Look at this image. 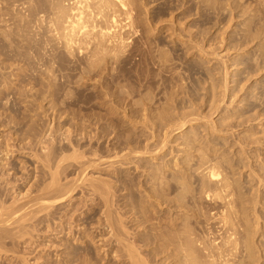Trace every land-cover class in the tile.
<instances>
[{"label":"bare ground","instance_id":"1","mask_svg":"<svg viewBox=\"0 0 264 264\" xmlns=\"http://www.w3.org/2000/svg\"><path fill=\"white\" fill-rule=\"evenodd\" d=\"M147 1V0H146ZM150 1V0H149ZM148 1V2H149ZM157 1V0H156ZM170 1V0H169ZM172 1V0H171ZM170 1V2H171ZM177 1V0H176ZM182 1V0H181ZM180 0L178 1L179 2V4H181L182 5V3L184 4V2H186V0L183 2L182 1V3H180L181 2ZM196 1V0H195ZM197 1H199V0H197ZM209 1V0H208ZM207 1V3H206V0L205 1H203L204 3H206L207 4V7H208V2ZM212 1H214V0H212ZM211 0H210V3H212V9H214V10H218V8H219V6H221V4H222V2H224V1H226V2H224L225 4H230V2H228L227 3V0H224V1H221V4L219 5V4H217V5H219L218 6V8H217V5L216 6H214V4H213V2H212ZM215 1H217V0H215ZM219 1V0H218ZM229 1V0H228ZM236 1L237 0H234V2L236 3ZM247 1H249V0H246L245 2H247ZM251 1V0H250ZM249 1V2H250ZM256 1V0H255ZM263 1V0H262ZM138 2L139 3H141L142 4V2H141V0L139 1H134V0H0V56H2V55H4L5 56V59L6 60H10L11 61V64H12V62L14 61V62H17V61H24V62H26V64H27V62L28 63H30V64H32V65H34V64H37V65H44V67L43 68H41V69H39L40 70V75H39V73H38V75L36 76V77H38V76H40L41 77V79H42V76H43V79L41 80V82L42 83H37V84H41V85H43V83H44V85H45V89H44V86H43V89L42 90H45V91H47V93L49 92V95H44V97L46 96V97H52L53 99H51V100H53V104L55 105V104H57L56 102H58V101H55V100H59V101H61V102H59V104H63V103H65L66 104V100H70L71 98H73V100L74 99H78L79 98V96H78V94L76 93V92H79V90L77 91H74L73 89H75V88H72L73 87V83H74V87H76V88H79V87H77V85L79 84L78 82L80 81H82L83 82V76H87L85 79H89V76H90V78H94V76H95V78L97 79V77H98V75H101V70H104V68H106V67H109V65L110 66H112V68L114 69H112L113 70V73H114V71H115V73H117V74H120V73H118L115 69H117V68H119L120 67V63L122 64H124V68L125 69H128L129 70V68H128V64H130V65H132L131 63H128V61H133V59L132 58H136V59H139V58H137V56H139V54H140V56H142V54L145 52V54H147V55H145V54H143V55H145V57L144 58H146L147 56H148V54H151L150 52H152L153 51V42H154V40L152 39L153 37H154V35H155V29H157V28H155L156 26H154V24H157V23H154L153 22V20H154V18H155V14H157L156 12V8H155V10H152V12L154 11V18H153V14L151 15L152 17H151V19H149V17L148 16H150L149 14H147V11H149L150 9H146V11H143L144 9V7L143 8H141V7H139V6H141V5H138ZM153 2H155L154 0H153ZM153 2H150V3H153ZM159 2V1H158ZM161 2H163V0L162 1H160L159 3H161ZM168 2V0L166 1L165 0V3H164V5L166 4ZM187 2L188 3H190L188 0H187ZM192 2L194 3V4H192ZM192 2L190 3V4H188V6H189V8H191V7H194L195 8V6H193V5H196L197 6V8L199 7L198 5L199 4H195V2H194V0H192ZM200 2V1H199ZM201 2H202V0H201ZM220 2V1H219ZM232 2V1H231ZM234 2H233V4H234ZM241 2H242V0H241ZM243 2H244V0H243ZM257 2V1H256ZM255 2V3H256ZM258 2H260L261 3V0H259ZM264 2V1H263ZM1 3L2 4H4L5 6H3V5H1ZM169 3V2H168ZM168 3L166 4V5H168ZM172 4H173V1L171 2ZM209 3V4H210ZM223 3V5H225ZM251 3V2H250ZM252 3H253V0H252ZM154 4V3H153ZM161 4H163V3H161ZM172 4H171V6H172ZM175 4H178L177 2H175ZM175 4H173V6L175 7ZM186 4V3H185ZM184 4V5H185ZM201 4H203V3H201ZM206 4H203V5H206ZM237 4V3H236ZM238 4H239V2H238ZM238 4H237V7H238ZM244 4V3H243ZM257 4V3H256ZM144 5V4H143ZM148 5V4H147ZM147 5H146V7H147ZM150 5V4H149ZM157 5V4H156ZM155 4H154V6H156ZM180 5V6H181ZM192 5V6H191ZM221 6V7H223V11H222V8H221V10H218V11H216V12H218V14L220 15L221 13V11L224 13V11H225V9H227L226 7H224V6ZM231 5V4H230ZM229 5V6H230ZM242 5V4H241ZM260 4H258V6H259ZM158 6V5H157ZM170 6V8H174L173 6L171 7ZM177 6V5H176ZM178 7V8H182V7H186V6H182V7ZM214 6V7H213ZM227 6V5H226ZM236 6V5H235ZM251 6V5H250ZM263 6V5H262ZM149 7V6H148ZM151 7V6H150ZM149 7V8H150ZM159 7V6H158ZM160 7H162V6H160ZM201 7L202 6H200V8H198V9H196L197 11L198 10H203L204 9V7H202L203 9H201ZM206 7V6H205ZM211 7V6H210ZM205 8V9H207V10H209V9H211V8ZM234 7V6H233ZM232 7V8H233ZM253 6H251V8H252ZM255 7H257V6H255ZM254 7V8H255ZM138 8L139 9H141V10H138ZM163 9L162 10H164V6L162 7ZM176 9H178L177 7H175ZM216 8V9H215ZM225 8V9H224ZM230 8V7H229ZM243 8V7H242ZM244 8L246 9H244L246 12H247V8L244 6ZM248 8H249V6H248ZM261 8V7H260ZM260 8H258V9H260ZM166 9H167V6H166ZM176 9H174V12H171V11H173L172 9H169L170 10V12L172 13H170L169 12V10H164L165 12H168L169 14H171V15H173L174 16V14L173 13H178V12H175L176 11ZM183 9V8H182ZM186 9V8H185ZM188 9V8H187ZM186 9V10H187ZM205 9H204V11H205ZM235 9V8H234ZM250 9V8H249ZM249 9H248V11H249ZM158 10H161V9H158ZM185 10V11H186ZM228 10V9H227ZM243 10V11H244ZM143 11V12H142ZM178 11H181V9H179ZM184 11V10H183ZM211 11H213V10H211ZM210 11V12H211ZM243 11H242V13H241V15H240V17L242 16L243 17V15H245L244 13H246V12H244L243 13ZM263 9H262V12L260 11L259 13H261V15H263L262 13H263ZM144 13V12H146V16L144 17H142V13ZM150 12H151V10H150ZM151 12V13H152ZM161 12V11H160ZM214 12V11H213ZM216 12H214V13H216ZM252 12V11H251ZM250 12V13H251ZM167 13V14H168ZM181 14H186L187 12H180ZM199 13V12H198ZM201 13V12H200ZM202 13H206V12H203L202 11ZM202 13H201V15H202ZM208 13H209V11H208ZM222 13V14H223ZM233 13V12H232ZM145 14V13H144ZM160 14V13H159ZM212 14V13H211ZM221 14V15H222ZM226 14V13H225ZM256 15L258 14V13H255ZM254 14V16L256 17V15ZM158 15V14H157ZM198 15V14H197ZM214 15V14H213ZM212 15V16H213ZM261 15H257L259 18H260V16ZM159 16V15H158ZM157 16V17H158ZM161 17V19H162V14L160 15ZM205 16V15H204ZM206 16H207V13H206ZM205 16V19L207 18ZM208 16H210V13H209V15ZM216 16H218L217 14H216ZM235 16V15H234ZM156 17V19H158ZM202 17V16H201ZM211 17V16H210ZM210 17H208L207 19H209ZM221 17V16H220ZM241 17V18H242ZM247 17V16H246ZM249 17V16H248ZM153 18V19H152ZM168 18V17H167ZM232 18V17H231ZM231 18L228 20V23L229 22H233L234 21V18H233V21L231 20ZM252 18H254L253 17V15H252ZM252 18H251V20H252ZM258 18V19H259ZM261 18H262V16H261ZM165 19V18H164ZM172 18L170 17V20H171ZM192 19V18H191ZM190 19V20H191ZM202 19H204V18H202ZM220 19V18H219ZM247 19V18H246ZM255 19V18H254ZM263 19V18H262ZM169 20V21H170ZM211 20V19H210ZM236 20V19H235ZM250 19L247 21V22H249V21H251ZM264 20V19H263ZM155 21V20H154ZM158 21H160V19L158 20ZM162 21H163V19L161 20V22L160 23H162ZM167 21V19L164 21V23ZM173 21H174V17H173ZM172 21V22H173ZM204 21V20H203ZM209 20H207V22H208ZM219 21V20H218ZM244 21H245V19H244ZM255 21V20H254ZM254 21L252 22L254 25L256 24V23H254ZM259 21V23L261 24V22H260V19L258 20ZM155 22H157V21H155ZM171 22V23H172ZM211 22V21H210ZM246 22V23H247ZM257 22V21H256ZM154 23V24H153ZM168 23V22H167ZM227 23V24H228ZM242 23H244L243 21L241 22V24ZM251 23V22H250ZM250 23H247V25L245 24V25H241V27H243L242 29L244 30V34L246 35V36H248L249 37V35L251 34V36H252V42H249V43H255L254 41L256 40L257 42H260V41H258V40H260V38L262 37H264V36H261L260 35V37H259V34H263V28H264V26H262V24L261 25H259L258 23V25H259V28H258V25L256 26V27H253V24H252V26H250L251 24ZM170 24V23H169ZM161 25V24H160ZM166 25V24H165ZM171 25H175L174 24V22H173V24H170V25H168L169 26V28H170V26ZM219 25V24H218ZM250 26L251 28H249L250 30V33H249V35H247L248 33H247V31H248V29H247V31L244 29V27L246 26ZM158 26H159V24H158ZM164 26V25H163ZM162 26V27H163ZM229 26V25H228ZM228 26L226 27V28H228ZM232 26V25H231ZM263 28H262V27ZM193 27V26H192ZM230 27V26H229ZM241 27H240V31H241ZM253 27V28H252ZM260 27L262 28V32L260 31V33L258 32L259 31V29H260ZM161 28V27H160ZM166 28H167V26H166ZM173 28H175V27H173ZM184 28V27H183ZM222 28V27H221ZM258 29V30H255V29ZM159 29V28H158ZM157 29V30H158ZM162 29H164V28H161V30ZM176 29V28H175ZM224 29V28H223ZM234 29V28H233ZM252 29V30H251ZM168 30V29H167ZM167 30H165L166 31V33H167ZM170 30V29H169ZM185 30V29H184ZM193 30H194V28H193ZM208 30V29H207ZM237 30H238V27H237ZM237 30H236V32H237ZM171 32L172 31H174L175 32V30L174 29H172V30H170ZM179 31V30H178ZM177 31V32H178ZM180 31H182L181 29H180ZM198 31V30H197ZM205 31V30H204ZM212 31V30H211ZM239 31V30H238ZM246 31V32H245ZM163 32H164V30H163ZM169 32V31H168ZM171 32H169V33H171ZM208 32V31H207ZM225 32V31H224ZM227 32V31H226ZM225 32V33H226ZM159 33L161 34V31H159ZM176 33V32H175ZM180 34L182 33V32H179ZM189 33V32H188ZM199 32H197L195 35L197 36V34H198ZM201 33V32H200ZM198 34V35H201V34ZM220 33V32H219ZM242 33V32H241ZM163 34H165V33H163ZM177 34V33H176ZM180 34H178V35H180ZM183 34H184V32H183ZM205 34V33H204ZM166 36L168 35V33L167 34H165ZM174 35V34H173ZM177 35V36H178ZM182 35V34H181ZM189 35V36H188ZM188 35H186V37H189V38H191L192 36H191V33L190 34H188ZM226 35V34H225ZM235 35H237V34H235ZM244 35V37H245V39H246V41L249 39V41H251V37L250 38H248V37H246ZM144 36H145V40H141V39H143L144 38ZM162 36L163 35H161V38H162ZM191 36V37H190ZM209 36V35H208ZM228 36V35H227ZM232 36H234V35H232ZM231 36V37H232ZM240 36H242L243 37V33H242V35H239V37ZM137 37V38H136ZM156 37V36H155ZM154 37V38H155ZM158 37V36H157ZM164 38H166L165 36H163ZM168 37V36H167ZM170 37H171V35H170ZM169 37V38H170ZM175 37V36H174ZM179 37V36H178ZM183 37H185V34H184V36L182 35V38ZM185 37V38H186ZM200 37V36H199ZM207 37V36H206ZM222 37V36H221ZM220 37V38H221ZM236 37V36H235ZM235 37H233V38H235ZM239 37H238V39H239ZM256 37L257 38H259L258 40L256 39ZM159 38V37H158ZM180 38V37H179ZM193 38V40H191V41H193V42H191L190 40H188L189 42H191V43H193L194 44V41L198 38V36H197V38H194V37H192ZM191 38V39H192ZM201 38V37H200ZM211 38V37H210ZM223 38V37H222ZM221 38V39H222ZM160 39V38H159ZM159 39H157V41H156V45L158 46V45H160L159 43H161V41L162 40H160V42L158 41ZM224 39V38H223ZM222 39V40H223ZM235 39H237V38H235ZM235 39H233V40H235ZM240 39H241V37H240ZM240 39H239V41H240ZM255 39V40H254ZM138 40H141L142 42L143 41H145L143 44H144V46H146L147 45V48L145 47V49H147V50H142L140 47H135L133 44V42H137ZM165 40H167V39H165ZM165 40H163L164 42H162V43H165V44H161V46H160V51H159V49H157L158 50V54H160L161 53V49L166 45L167 47H168V49H169V47L171 48V51H172V47H171V45L170 46H168L169 44H168V41L167 42H165ZM170 40H172V39H170ZM169 40V41H170ZM198 40H199V38H198ZM203 39H201L200 41H202ZM217 40V39H216ZM220 40V39H219ZM225 40V39H224ZM262 40H264V38L262 39ZM140 41V42H141ZM183 41H185V39H183ZM197 41V40H196ZM195 41V42H196ZM200 41H198V43L200 42ZM236 41V40H235ZM238 41V42H239ZM135 42V43H136ZM158 42V43H157ZM171 42V41H170ZM179 42H180V40H179ZM188 42V44L190 45V43ZM202 42H204V41H202ZM209 42V41H208ZM238 42H237V45H238ZM243 38H242V40L239 42V45H240V43H242L243 44ZM263 42V41H262ZM133 43V44H132ZM138 43V42H137ZM167 43V44H166ZM171 43H174V42H171ZM181 43H182V41H181ZM181 43H179V44H181ZM197 43V44H198ZM201 43V42H200ZM199 43V44H200ZM215 43V42H214ZM221 43V42H220ZM222 43H223V41H222ZM225 43V42H224ZM249 43H246V44H249ZM142 43H140L139 45H143ZM177 44H178V42H177ZM176 44V45H177ZM183 44V43H182ZM185 44H187V42L186 43H184L183 45L184 46H182V45H180V46H182V47H185ZM192 44V45H193ZM196 44V43H195ZM194 44V45H195ZM202 44V43H201ZM256 44V43H255ZM133 45V46H132ZM138 45V44H137ZM138 45V46H139ZM155 45V46H156ZM162 45H163V47H162ZM189 45H187L188 46V48H189ZM217 45V44H216ZM223 45V44H222ZM234 45V44H233ZM232 45V46H233ZM244 45H245V42H244ZM243 45V46H244ZM250 45V44H249ZM258 45V44H257ZM259 45H261V42L259 43ZM258 45V46H259ZM131 46L134 48H136V52H137V54H136V57H135V55H132V50H134L133 48H132V50H131ZM144 46H142V48L144 47ZM156 46V47H157ZM164 47V49L162 50L164 53H170L169 51H170V49L169 50H167V49H165V48H167V47ZM178 46V45H177ZM186 46V47H187ZM200 46V45H199ZM199 46H198V48H199ZM204 46V45H203ZM212 46V45H211ZM215 46V45H214ZM246 46H248V45H245L243 48L245 49V47ZM252 46V45H251ZM250 46V47H251ZM152 47V48H151ZM156 47H154L155 49H156ZM162 47V48H161ZM173 47H175L174 45H173ZM179 47V46H178ZM177 47V48H178ZM185 47V48H186ZM192 47H195V46H192ZM215 47H217V46H215ZM222 47V46H221ZM230 47V46H229ZM237 47V46H236ZM239 47V46H238ZM241 47V46H240ZM249 47V48H250ZM257 47V46H256ZM150 48L152 49V51H150ZM159 48V47H158ZM187 48V49H188ZM195 48H197V47H195ZM201 48H202V45H201ZM199 49L200 51V54L201 53H203L204 51H206V50H203V49ZM219 48V47H218ZM217 48V49H218ZM231 48V47H230ZM247 48V47H246ZM263 48V47H262ZM262 48H260V49H258L259 51H258V53L260 54V50H262ZM173 49H175V48H173ZM191 49H193V48H191ZM205 49V48H204ZM207 49V48H206ZM213 49V48H212ZM164 50H167L166 52L164 51ZM176 50V49H175ZM174 50V51H175ZM179 50H181V48L179 47ZM196 50V49H195ZM216 50V49H215ZM228 50V49H227ZM230 50V49H229ZM135 51V50H134ZM133 51V52H134ZM155 51L156 50H154V52H152V54L151 55H153V53L155 54ZM189 52L191 51L190 49L188 50ZM187 51V52H188ZM203 51V52H202ZM208 51V50H207ZM214 51V50H213ZM211 52V54L213 53V55H215V54H217V55H215L214 56V58L216 57V58H218L217 56H218V53H216V52ZM236 51V50H235ZM245 51V50H244ZM263 51H264V48H263ZM157 52V51H156ZM160 52V53H159ZM163 52L161 53V55H158L157 53V55L158 56H160V58H162V56H164L163 58H162V61H164L166 58H165V56H166V54L164 55L163 54ZM186 52V53H187ZM199 52H198V54H199ZM218 52V51H217ZM234 52V51H233ZM239 52V51H238ZM262 52V51H261ZM172 53V52H171ZM170 53V54H171ZM181 53V52H180ZM185 53V54H186ZM194 53V52H193ZM192 53V54H193ZM210 52H208V54H209ZM253 53H255L254 55L255 56H257V53H256V51L255 52H253ZM264 53V52H263ZM262 53V57L264 58V54ZM131 54V55H130ZM155 54V58L157 59V58H159V57H157V55ZM163 54V55H162ZM175 54H176V57L179 55V53H178V55H177V52L175 51ZM220 54V53H219ZM223 54V53H222ZM221 54V55H222ZM240 54V53H239ZM251 54V53H250ZM258 54V55H259ZM151 55H149V56H151ZM172 56H173V53L171 54ZM181 55V54H180ZM180 55L178 56L179 58H180ZM190 55V54H189ZM204 55V54H203ZM213 55H211V57H213ZM261 55V54H260ZM130 57V56H132L131 57V59L132 60H129L127 57ZM134 56V57H133ZM172 56H170V55H168L167 54V58L169 57H171L170 59H172ZM175 56V55H174ZM173 56V58H175ZM196 56V55H195ZM224 56V55H223ZM222 56V57H223ZM228 56V55H227ZM252 56V55H251ZM250 56V57H251ZM153 57V58H154ZM177 57V58H178ZM189 57V56H188ZM221 57V56H220ZM243 57V56H242ZM259 57V56H258ZM141 58V57H140ZM144 58H143V61H144ZM148 58V57H147ZM146 58V60L148 61H150L151 62V59H147ZM169 58H168V62H169ZM198 59H199V57H197ZM201 59L203 58V57H200ZM228 58V57H227ZM248 58H249V56H248ZM247 58V59H248ZM253 58V57H252ZM262 58V60H264ZM4 59V58H3ZM5 59L3 60V61H5ZM128 61H127V60ZM164 59V60H163ZM188 59V58H187ZM219 59H221V58H219ZM236 59V58H235ZM240 59V58H239ZM250 59V58H249ZM256 59V57H254V59L253 60H255ZM258 59V58H257ZM260 59V58H259ZM13 60V61H12ZM139 60H141L142 61V58L141 59H139ZM145 60V62L147 63V61ZM153 60V59H152ZM160 60V59H159ZM159 60H157V64H158V62H159ZM172 60H174V59H172ZM172 60H170V62L169 63H172V65H173V62L175 61H173V62H171ZM181 60H183L182 58L179 60V61H175V64L173 65V66H175L176 65V62L178 63H180L181 62ZM203 60V59H202ZM229 60V59H228ZM238 60V59H237ZM261 60V59H260ZM259 60V61H260ZM124 61H126L125 63H124ZM140 61V62H141ZM161 61V60H160ZM162 61L161 62H159V64L161 63V64H163L162 63ZM166 61V60H165ZM164 61V62H165ZM207 61V60H206ZM222 61H224V60H222ZM225 61H227V60H225ZM249 61V60H248ZM252 61V60H251ZM256 61V60H255ZM254 61V62H255ZM6 62V61H5ZM4 62V63H5ZM24 62H23V65H21L20 67L22 68V67H24V68H26L25 67V64H24ZM73 62V65L71 64ZM154 62H155V64H156V61L154 60ZM167 61H166V63H164V64H166V65H168L169 63H168ZM183 62V61H182ZM181 62V63H182ZM195 62V61H194ZM197 62V61H196ZM205 62V61H204ZM215 62V61H214ZM216 62H217V60H216ZM221 62V61H220ZM239 62H240V60H239ZM246 62V61H245ZM253 62V63H254ZM257 62V61H256ZM40 63V64H39ZM136 63H137V65H138V67H139V64L141 65V63H139L137 60H136ZM136 63L133 65V67L134 66H136ZM139 63V64H138ZM142 63H144V62H142ZM145 63V64H146ZM151 63H153V61L151 62ZM168 63V64H167ZM179 64V65H182V64ZM249 63V62H248ZM247 62H246V65L248 64ZM262 63V62H261ZM16 64V63H15ZM17 64H19L18 62H17ZM16 64V65H17ZM22 64V63H21ZM57 64V65H56ZM154 64V63H153ZM153 64H150V66L148 65V68L150 69V67L151 66H153V70H151L152 71V73H155V71H154V65ZM156 64V65H157ZM158 64V66H161V64L159 65ZM163 64V66L165 67L166 65H164ZM204 64V63H203ZM220 64V63H219ZM237 64V63H236ZM260 64V63H259ZM256 65L257 66V68L258 69H264V65L261 67V64L260 65ZM263 64V63H262ZM32 65H30L29 67L30 68H33L32 67ZM36 65V66H37ZM57 66V71L59 70V72L60 71H62V72H60L61 73V75H60V73L59 72H57L56 71V66ZM119 65V66H118ZM126 65V66H125ZM171 65V64H170ZM172 65H171V67H172ZM178 65V64H177ZM179 65H178V68L179 69H181L180 67H179ZM237 65H239V64H237ZM251 65V64H250ZM5 66V65H4ZM10 65H8V67H9ZM27 66V65H26ZM121 66H123V65H121ZM209 66H211V65H209ZM225 66V65H224ZM235 66V65H234ZM249 66V65H248ZM255 66V65H254ZM260 68H259V67ZM6 67V66H5ZM5 67H4V69H5ZM7 67V68H8ZM13 67H15V65L13 66ZM13 67H11V68H13ZM19 67V68H20ZM38 67H40V66H38ZM130 67V66H129ZM132 67V66H131ZM133 67H132V69H133ZM144 68L143 69H145V67H147V66H143ZM163 67V68H164ZM167 67H169L170 68V66L168 65ZM198 67V66H197ZM203 67V66H202ZM229 67H230V65H229ZM227 65L225 66V69H224V71H221V78L222 79H220L221 80V82H218V81H215V78H212V77H210V75L208 74V76H209V78L211 79V81H210V83L212 84L210 87H211V91H208L209 92V94H211V96L209 95L208 96V99H210L209 101H207L206 100V102L208 103H206L205 102V100L203 99V101L206 103V105L207 106H209V110L207 111V113H204V111H203V113H200V112H202V111H200L201 109H202V107H201V109L199 110V106L198 107H196V101H195V103H194V100L195 99H197V97L196 98H193L192 100H190V96H193L194 95V93H193V95H191L192 93H190L189 94V100L191 101V104H190V102H188L189 103V108L190 109H188V108H186V110H181V111H177L178 112V114H176L175 113V111H174V113H172L173 111V109H178V108H181V107H178L177 105V103L175 104L174 102V104H170V102H169V104L168 103H166L165 105V107H162V105H163V103L161 104V106H160V108H159V106H158V108H154L155 106L157 107V105H155L154 106V103H155V101H156V99H155V101H154V103L152 104V105H150L151 103V92L153 91V88H154V83L156 82V80L154 79V76L153 75H151L152 77H150V76H148V78L147 77H145L146 79H149V77L150 78H152V79H149L148 81H146V79H145V81H143L144 79H143V76L142 77H140V79H138L137 78V76H141L140 74H144V73H146V74H144V76L145 75H147V73L148 74H152V73H149V72H146V71H144L143 72V70H141V72H140V69H138L139 70V73H138V70L136 71L138 74H137V76H135L138 80H141V82H143V85H144V90L143 91H145V93H143L142 92V94L141 93H139V90L140 89H138L137 91H138V94H137V96H138V98H139V100H137V101H135L134 99V102H136L135 104H136V108H135V105H133L132 103H133V100L131 101V95L134 93L132 90H129L128 88H127V86H126V88L124 87V86H119L118 85V83L119 84H121V85H128L129 86V84H135L136 85V83H137V81H135L136 83H134L133 82V79H134V74L136 73L135 72V70H132L131 68V70L132 71H134L133 73L131 72V70L129 71L130 73L128 74V78L126 77L127 76V74H124L123 75V77L124 78H127V79H129V81H130V78H131V73L133 74V79L131 80L132 82H128L129 84H127L126 83V80L127 79H125V81H124V78L123 79H121V80H123L124 81V83L125 84H123V81H121L120 80V77L122 76H120V75H118V81H120V82H118V81H116L117 80V78L113 75V73L111 74V76H113V77H115L114 78V81H116L114 84H117V85H115V86H119V87H121V91L119 92V91H117V92H119L118 94H120L121 95V100L120 101H122V99H123V97L125 96V94H124V96H123V93H125L126 92V95H127V93H128V95L127 96H129L130 98H128V100H130L131 101V104L134 106L133 108V110L131 109V107H130V109L132 110V116L130 115V117L131 118H128V119H130V121L129 122H131L132 124H133V129L131 130V128H129V131L127 132L126 131V128L124 129V127H126V126H124L122 129L120 128V126H121V124L120 123H122L123 121H121L120 120V116H119V118H117V120L116 119H114V121H113V118H115V116L117 115V114H120V113H116L115 114V116L112 118V117H110V115L108 116V118L106 117V116H101L100 115V111L101 110H99V112L97 111V115H99V117H100V120H99V124L101 123V122H103V121H105L104 119L105 118H107V120L108 121H105V122H109V124H113V125H118L119 126V124H120V126L118 127V126H116L117 128H118V130L116 131V127L115 126H113L114 128H115V130H114V132L116 133L115 134V137H112L113 139H115L114 141H112V142H114V143H111V145H109V143L108 142H110L111 141V139H110V137H111V135L109 134V138H107V137H102L104 140H105V138H107L108 139V141L106 142V143H108V145L109 146H106V147H102L103 145H101V146H97V143H98V141H97V143H96V147L95 146H92V145H94L95 143H94V141L92 142V143H94V144H92L90 141H89V147L87 148V146H88V144H86L87 146H86V148L85 149H82V148H84V146L83 147H81L79 144H77V142L75 143L74 142V140L72 139V137H74V136H76V135H74V136H71V138H70V134L68 135L67 133H70V131H72V133L71 134H73V132H75L76 134L78 133L77 131L78 130H86L87 131V128H89V127H87V125L89 124V122L88 121H86L85 122V120L87 119V118H89V117H87V116H85V117H87L86 119H82V122L84 121L85 122V128L83 129V128H81V127H84V123L82 124V122L81 123H79V122H77V121H81V117L83 116L82 114L86 111V114L88 115L89 113H87V110H85L86 109V107H88V103H87V106H86V104H85V106H84V104L82 103V107H84V108H81V109H84L85 111H82V110H80V107H81V104H80V107H78L77 108V105H76V108L78 109V110H80V111H78L77 110V112H80V113H82L81 115L79 114V113H77L76 112V108L73 110V108L75 107V105H73V104H71L72 106H74L73 108L71 107V112H75V118H77L76 120H75V118H74V121H72V120H70V119H73V116H72V118H68L67 116H68V110L70 109L69 107H67V105H66V107L67 108H69L67 111L66 110H64L66 113H63V114H66L67 116V118L69 119V120H67V121H70V123H71V126H72V124H73V122H75V124H80L81 125V129L79 128L78 130L76 129H74L73 127H75V128H77L78 127V125H77V127L74 125V126H72V128L75 130H71V128H70V130L68 131V127L66 128V126H65V124H70L69 122L68 123H64L63 124V126H65V128L66 129H64V130H67V131H62V136L60 137V136H58L60 139H57V138H55V136H54V130L56 129V133H57V131H59L60 129H59V127H58V130H57V125L59 124H55L56 126V128L55 129H53V131H52V129H51V127H49V125L48 124H46L45 126L44 125H42L41 126V128L43 129V132H38V130L39 131H42V130H40L41 128L39 127V124H37L35 121H37V119L35 120L34 118H35V115H36V113H35V111L33 110L34 108L32 107L31 108V106H34V103H30L29 101V104H31V106H27L26 108L27 109H31V110H28V116H31V112L30 111H32V115H34L33 114V112L35 113V115H34V117H33V121L32 120H30V121H32L33 123H29V124H27L28 123V119L27 118H25V116L23 115V114H25V112H26V108L24 107V109H25V112L23 113L21 110H20V105L21 104H23V102H27V100L26 99H29V98H35V97H32L31 95L29 96V93L30 92H32V90L31 89H33V90H35L34 91V94L35 93H37L36 91L37 90H39V89H37L36 90V87L38 86H35V89H34V85L36 84L35 82H36V79H35V82H34V85L33 86H31L32 84H31V82H32V80H30L32 77H30V79H29V83H30V87H32L31 89H30V91H29V93H28V96L26 95V90L25 89H23L24 87L25 88H27V84H29V83H26V85H24V83L22 84V82H21V85L19 84V85H16V83L17 82H14L17 78L15 77V74L16 73H10V74H13V76H11V77H14V78H16V79H14V78H11V79H9L10 78V75L8 76V78L7 77H5L6 79H4V82L3 83H5L6 84V87H5V85L4 84H2V86L4 85V87L3 88H5V89H1V91H0V101H2L0 104H5V105H7L9 108H11V109H13V110H11L12 112L13 111H15V112H17L18 111V109L20 110V112L22 113V115L24 116H21V117H23V121L24 120H26L27 122H26V126L27 125H29L28 127H26L25 126V129H24V132H26L27 130V128L29 129V131H27L26 132V134L27 135H25L24 134V132L22 131V133L25 135H23L24 136V138L22 139V138H20L21 137V133H17V134H20V135H18V136H20V137H18L17 135H16V138L18 139H16L15 137H14V139H12L13 141H12V143H10V139L8 140V142H5L3 145H0V256L1 255H4L5 253H7L8 251H10V250H8L6 247H8V246H6L5 247V245L6 244H8V240H13L11 243L13 244V242L15 243V241L18 239V238H25V236L27 235V234H29V231H30V228L31 229H36L37 227H39L38 225H41V224H46L47 223V226H48V230H51V229H53V231H55L56 229H55V226L56 227H58V225H57V222H55V220H57V218L55 217L56 215L55 214H57V213H55L54 215L55 216H53L54 218H56L55 220H52V213L53 212H51V209L53 208V209H55V206H56V204H57V201L58 202H60V200L62 201V202H64V199H72L73 200V196H72V193L74 192V191H76V189H77V187H79L81 190V193L85 190V189H83V191H82V188H81V185H83L84 187H85V185H86V187L85 188H87V189H89V191H91L92 193H98L99 194V196L101 197H99L100 199H101V202H103V206L101 207V217L97 220V223H96V218L94 219V217L92 216V220H94V223H96L97 225H98V227L97 228H95L96 230L100 227L101 229H102V227H103V229L105 230V231H108L107 232V234H103V233H98V235H97V237H99L100 239H98V240H100L102 243V245L103 246H109V248H110V246L111 245H113L115 242H116V247L118 246V245H120V248H118L119 250L118 251H120L119 253L120 254H122V256H124L125 258V260L126 261H128V264H262V261H263V258H264V253H262V251H261V249H260V246H258V245H260V243L258 244L257 243V239H256V237L258 236L257 234L259 233V231H260V227H259V224H260V221H259V219H260V217L261 216H259L260 214H258L257 213V204L259 203H262V202H259V201H261V199L259 200L258 198L261 196V195H258L257 193H259V192H261L260 190H259V188L257 189L258 191H256V190H254V191H256L257 193V195H255L254 194V192H252V195L250 194H248V191H246L245 190V186L243 185V183L241 182V179L239 178V177H237V175H238V171L236 172V166L234 165L235 163H234V160H232V159H230V156H229V154L232 152V148L230 149V147H229V149L231 150V152H229L227 149H225V147L224 146H228L229 144H225V145H221L222 146V148H223V150L221 151V149L222 148H220L219 146H218V141H217V139L218 138H220L219 136H222V137H224V136H228L229 134V132L230 131H232V132H230V134L231 135H233L234 136V131H235V127H232V126H230L231 128H232V130H230V131H228L229 130V125H231L230 124V122L232 123V121H231V118H230V122L228 121V119H229V117L227 116V115H225V112H224V114H221L220 115V117L218 118V119H214V117H213V114H215V112H217V111H220V108H222V107H220V105H221V103L224 101L225 102V97L227 96V94L228 93H230L231 92V95H232V91L233 90H230V81H229V78L230 77H228V68H229ZM251 67V66H250ZM253 67V66H252ZM251 67V68H252ZM10 68V67H9ZM18 68V67H17ZM34 68H35V65H34ZM110 68V67H109ZM108 68V69H109ZM140 68V67H139ZM141 68H142V66H141ZM147 68V69H148ZM162 68V69H163ZM166 68V67H165ZM169 68L168 69H166V71L168 70L169 71ZM173 68V67H172ZM176 68V69H175ZM207 68V70H210V69H208V67H206ZM255 68V67H254ZM23 69V68H22ZM27 69L28 70H30L29 68H28V66H27ZM67 69H70V70H72L73 72H75L74 74L75 75H77V76H75L74 74H73V72H72V74L74 75V77H72V76H70V75H68L71 71L69 70V73H67V74H64L65 73V71H67ZM96 69H97V72H96ZM107 69V68H106ZM107 69V70H108ZM120 69H122V67L120 68ZM119 69V70H120ZM125 69H124V71L123 72H125V73H127L126 71H125ZM135 69H137V68H135ZM156 72L157 71H159L160 69H161V67H160V69L159 68H157L156 67ZM159 69V70H158ZM174 69L176 70V72H177V70H179V69H177V66H175L174 67ZM197 69V68H196ZM202 69V68H201ZM215 69V68H214ZM248 69V68H247ZM256 69V68H255ZM263 69L262 70H260V71H262L263 72ZM2 70V69H1ZM17 70V69H16ZM18 70H20V69H18ZM38 70V69H37ZM39 70H38V72H39ZM146 70V69H145ZM175 70H174V72H175ZM199 70V69H198ZM204 70H205V67H204ZM238 70V69H237ZM242 70V69H241ZM257 70V69H256ZM255 70V71H256ZM3 71V70H2ZM34 71V70H33ZM93 71H95L96 72V74H95V72H93ZM105 71L106 70H104V72H102V73H105ZM111 71V70H110ZM121 71V70H120ZM119 71V72H120ZM150 71V70H149ZM154 71V72H153ZM180 71V70H179ZM184 71V70H183ZM212 70H210L209 72H211ZM217 71V70H216ZM248 71V70H247ZM251 71V72H250ZM250 73H252V70L250 69ZM3 72H5V71H3ZM8 72V71H7ZM17 72V71H16ZM21 72V74H20V76H19V78H22V74L24 73L23 71H20ZM56 72L61 76V78L60 77H58L59 75H57L56 74ZM68 72V71H67ZM112 72V71H111ZM122 72V71H121ZM143 72V73H142ZM164 72H165V70H164ZM170 72V71H169ZM181 73H182V71H180ZM203 72H205V71H203ZM208 72V71H207ZM223 72V73H222ZM239 72V71H238ZM34 73V72H33ZM32 73V74H33ZM37 73V72H36ZM94 74V75H91V74ZM106 73H108V71H106ZM105 73V74H106ZM110 73V72H109ZM114 73V74H115ZM179 73V72H178ZM180 73V74H181ZM197 73V72H196ZM200 73V72H199ZM253 73H254V71H253ZM256 73V72H255ZM258 73V72H257ZM261 73V72H260ZM3 74V73H2ZM18 74H19V72H18ZM17 74V75H18ZM30 74V73H29ZM29 74H28V76H29ZM71 74V73H70ZM71 74V75H72ZM123 74V73H122ZM158 74H160V73H158ZM157 74V75H158ZM164 73H162V74H160L161 76L163 75ZM167 74H170V73H167ZM173 74V72L170 74V75H172ZM210 74H212L211 76H215V74L213 75V73H210ZM217 74V73H216ZM231 74V73H230ZM236 74H238V73H235L234 74V76L236 75ZM27 75V74H26ZM42 75V76H41ZM108 76H109V74H107ZM116 75V74H115ZM129 75H130V78H129ZM155 75V78H156V74H154ZM186 75H187V73H186ZM202 75V74H201ZM218 75H220V74H218ZM3 76H4V74H3ZM6 76V75H5ZM23 76H24V74H23ZM28 76H25L26 78H29ZM33 76H34V74H33ZM34 76V77H35ZM103 76H104V74H103ZM103 76H102V79H103ZM108 76H107V78H108ZM117 76V75H116ZM120 76V77H119ZM167 76V75H166ZM179 75H177L176 77L177 78H181V76L180 77H178ZM188 76V75H187ZM200 76V75H199ZM236 76H238V75H236ZM253 76V75H252ZM251 76V77H252ZM257 76V75H256ZM24 77V78H25ZM40 77H38V78H40ZM106 77V76H105ZM157 77H160V76H157ZM164 77V76H163ZM162 77V78H163ZM173 77V79H174V75L172 76ZM172 77H170V78H167V79H171L172 80ZM175 77V78H176ZM189 77H191L190 75H189ZM219 77V76H218ZM93 78H92V80H93ZM95 78H94V80H95ZM99 78H101L100 76L98 77V82H101V80L99 79ZM122 78V77H121ZM135 78V80H137ZM165 78V77H164ZM176 78V79H177ZM188 78V77H187ZM199 78V77H198ZM207 78V77H206ZM256 78V77H255ZM79 79H81V80H79ZM111 79L113 80V78L111 77ZM110 79V80H111ZM143 79V80H142ZM155 80V82H154V80ZM159 79V78H158ZM160 79H161V77H160ZM160 79L159 80H157V81H160ZM166 79V80H167ZM183 79V78H182ZM186 79V78H185ZM236 79V78H235ZM249 79V78H248ZM262 79V78H261ZM23 80V79H22ZM38 80V79H37ZM40 80L38 81V82H40ZM43 80H45V81H43ZM104 81H105V79H103ZM164 80V79H163ZM163 80L162 81H160L161 83L163 82ZM184 80V79H183ZM200 80V79H199ZM205 80V79H204ZM264 80V79H263ZM3 81V80H2ZM1 81V82H2ZM17 81H19V80H17ZM33 81H34V79H33ZM86 81V80H85ZM84 81V82H85ZM106 81H107V79H106ZM106 81H105V86H106ZM128 81V80H127ZM175 81V82H174ZM173 82L172 81H166L167 83H169V82H172L173 83V85L172 86H169V85H166V86H168V87H172L173 89L175 88V86H176V88L178 87L177 85L178 84H180V83H178L177 85H174V83H177V81H180L179 79L178 80H174ZM202 81V80H201ZM207 81H208V79H207ZM213 81V82H212ZM261 81V80H260ZM77 84H76V83ZM81 82V83H82ZM83 82V83H84ZM89 82H91V81H89ZM94 82V81H93ZM118 82V83H117ZM144 82H146L145 84H144ZM160 82H159V84H160ZM164 82H165V80H164ZM162 83L163 85L162 86H164V84H167V83ZM217 82L218 83H220V84H217ZM262 82V81H261ZM19 83V82H18ZM85 83H87V81L85 82ZM94 83H97V82H94ZM102 84H103V82H101ZM112 83V84H113ZM158 83V82H157ZM156 83V85H158ZM181 83H182V81H181ZM207 83V82H206ZM209 83V84H210ZM233 83V82H232ZM260 83V82H259ZM69 84H71L72 85V87L71 86H69ZM108 85H110L109 83H107ZM111 84V85H112ZM138 84H139V82H138ZM137 84V85H138ZM140 84H142V83H140ZM139 84V85H140ZM170 84V83H169ZM184 84V83H183ZM246 84V83H245ZM249 84V83H248ZM40 85V86H41ZM80 85H82V87H83V85L84 84H80ZM79 85V86H80ZM88 86H90L89 84H87ZM94 85V84H93ZM101 85V84H100ZM107 85V86H108ZM161 85V84H160ZM258 85V84H257ZM1 86V85H0ZM22 87V86H24L23 88H20V87ZM86 86V85H85ZM88 86L86 87L88 90H89V88H88ZM97 86V85H96ZM105 86H103L104 88H105ZM113 86V85H112ZM142 86V85H141ZM140 86V87H141ZM165 86V87H166ZM174 86V87H173ZM180 86H181V84H180ZM186 86H187V84H186ZM262 86V85H261ZM8 87V88H7ZM29 87V86H28ZM39 87V86H38ZM70 87V88H69ZM98 87H99V84H98ZM109 87V86H108ZM114 87V86H113ZM113 87H112V89H113ZM130 87V89H131V87L132 88H135V87H137V86H135L134 87V85H130L129 86ZM182 87L183 86H181V90H182ZM202 87V86H201ZM218 87L219 88H221V89H219L220 90V92H217V90H218ZM263 87V86H262ZM39 88H42V87H39ZM81 88V87H80ZM79 88V89H80ZM101 88V87H100ZM117 87H115V89H116ZM156 88H157V90L156 91H158V88L159 87H157L156 86ZM172 88H166L168 91V98H170V96H173V95H175L174 93H173V90H171ZM179 88L180 87H178L177 89H178V91H177V89L175 90L174 89V92L175 91H177V92H181L182 93V95H183V97L185 96V93H183L181 90H179ZM191 88V87H190ZM203 88V87H202ZM234 88H236V87H234ZM242 88V87H241ZM244 88V87H243ZM92 89H97L96 87L95 88H92ZM92 89H90V90H92ZM102 89V88H101ZM101 89L99 90L100 92H101ZM109 89H111L110 87H109ZM137 88H135L134 90H136ZM162 89V88H161ZM161 89H159V90H161ZM166 89H164V91L163 92H165V90ZM188 89V88H187ZM207 89V88H206ZM254 89V88H253ZM42 90H39V91H41V92H43ZM83 90H85L84 89V87H83ZM105 90H107V87H106V89ZM105 90H104V92H105ZM117 90H119L118 88H117ZM154 90H155V88H154ZM169 90L173 93V95H170V93L171 92H169ZM184 90V89H183ZM189 90V89H188ZM205 90V89H204ZM203 90V91H204ZM242 90V89H241ZM240 90V91H241ZM249 90V89H248ZM262 90V89H261ZM261 90H260V92H261ZM27 91H28V88H27ZM97 91V90H96ZM99 91H98V93H99ZM102 91H103V89H102ZM110 92L111 91H116V90H109ZM108 90H107V92H109ZM141 91H142V89H141ZM187 91V90H186ZM74 93V94H77V96L76 95H74V96H76V98L75 97H71V98H68V97H70L69 96V94L70 93ZM92 92H93V90H92ZM92 92L90 91V93L89 92H86V93H89L88 95V99H90L89 101H91V103L94 101V100H96L95 98H93V94H92ZM107 92H105V94H108ZM113 92H111V94L112 95H114L113 94ZM117 92H116V94H117ZM123 92V93H122ZM136 92V91H135ZM155 92V91H154ZM166 92V93H167ZM177 92H175L176 93V95L178 94ZM185 92V91H184ZM188 92V91H187ZM186 92V93H187ZM190 92V91H189ZM211 92V93H210ZM72 93L70 94V95H72ZM81 93H83L84 94V91H81ZM80 93V94H81ZM85 93V94H86ZM95 93V92H94ZM97 93V94H98ZM102 93V92H101ZM101 93H100V95H99V97L101 96ZM122 93V94H121ZM157 93V92H156ZM181 93H179L180 95H181ZM203 93H205V92H203ZM243 93V92H242ZM254 93V92H253ZM32 94V93H31ZM33 94V95H34ZM39 94H41L40 92H39ZM39 94H37V96H36V98L35 99H37L38 98V96H39ZM43 94H45V92L43 93ZM96 94V93H95ZM95 94H94V96H95ZM111 94H109V96L111 95ZM131 94V95H130ZM155 94V93H154ZM208 94V93H207ZM255 94H257V93H255ZM26 95V96H25ZM62 95H63V97H67L66 99H65V101H64V98L62 97ZM112 95H111V97H112ZM158 95H159V91H158ZM164 96H162V97H165V94H163ZM167 95V94H166ZM170 95V96H169ZM175 95V96H176ZM179 95V96H180ZM234 95H236V94H234ZM13 96H16L15 98H13ZM23 96H25V97H28V98H22ZM35 96V95H34ZM83 96V95H82ZM104 96V94L102 93V96L101 97H103ZM109 96H106V98H103V99H105L107 102H108V100L110 99V98H108ZM123 96V97H122ZM126 96V97H127ZM134 96H136V93L134 94ZM187 96V95H186ZM204 96H205V94H204ZM238 96H240V95H238ZM41 97V96H40ZM39 97V98H40ZM86 97H87V94H86ZM95 97H97V95L95 96ZM101 97L100 98H97V100H99V99H101ZM117 97V96H116ZM126 97H125V99H126ZM159 97V96H158ZM174 97V96H173ZM177 97V96H176ZM175 97V98H176ZM188 97V96H187ZM187 97H185V98H187ZM206 97V96H205ZM210 97V98H209ZM234 97V96H233ZM237 97V96H236ZM235 97V98H236ZM252 97V96H251ZM257 97V96H256ZM259 97H261V96H259ZM38 98V99H39ZM42 98H43V96H42ZM42 98H40L39 100H41ZM63 98V99H62ZM82 98V97H81ZM84 98V97H83ZM119 98V99H120ZM132 98H136V97H132ZM161 98V97H160ZM166 98V97H165ZM167 98V99H168ZM178 98V97H177ZM176 98V99H177ZM181 98V97H180ZM232 98V97H231ZM239 98V97H238ZM242 98V97H241ZM244 99H242L243 101L244 100H246L245 98L246 97H243ZM247 98H249V97H247ZM255 98V97H254ZM17 99H18V102H19V100L21 101V102H19V103H21V104H19V107H18V104H16V102H17ZM37 99V100H38ZM44 99V98H43ZM48 99V98H47ZM47 99H45V100H47ZM80 99V98H79ZM79 99H78V101H79ZM92 99H94L93 101H92ZM111 99H113V98H111ZM115 99V98H114ZM113 99V100H114ZM137 99V98H136ZM171 99V98H170ZM179 99V98H178ZM177 99V100H178ZM263 99H264V96H263ZM37 100H35V101H37ZM49 100V99H48ZM85 100H86V98H85ZM96 100V101H97ZM104 100V101H105ZM118 100V99H117ZM127 100V99H126ZM161 100V99H160ZM163 100V99H162ZM177 100H176V102H177ZM181 101L183 100V98H181L180 99ZM186 100V99H185ZM198 100V99H197ZM233 100H234V98H232L231 99V102L230 103H232L233 102ZM237 99H235V101H236ZM255 100V99H254ZM253 99H252V101H254ZM258 100H261L260 98H258ZM16 101V102H15ZM41 101H43V100H41ZM81 101H84V99L83 100H81ZM81 101H80V103H81ZM89 101H87V102H89ZM104 101L103 102H101L100 100H99V103H100V105L99 104H94L95 103V101L93 102V104L94 105H96V106H94L93 105V107H96L97 108V106H102L103 105V103H104ZM109 101H111V100H109ZM119 101V100H118ZM165 102L167 101L166 99L164 100ZM171 101H172V99H171ZM179 101V100H178ZM181 101H180V103H181ZM202 101V102H203ZM242 101V102H243ZM248 101V100H247ZM263 101V100H262ZM17 102V103H18ZM32 102V101H31ZM44 102V101H43ZM46 102H48V101H46ZM51 102V101H50ZM49 102V104H51ZM55 102V103H54ZM69 102H71V100L69 101ZM73 102V101H72ZM86 102V101H85ZM98 102V101H97ZM112 102V101H111ZM111 102H109L110 104H112ZM153 102V101H152ZM160 102V101H159ZM159 102H157L158 104H160ZM164 102V103H165ZM187 102V101H186ZM239 102V101H238ZM241 102V103H242ZM264 102V101H263ZM73 103H75V102H73ZM118 103V102H117ZM130 103V102H129ZM179 103V104H180ZM199 103V102H198ZM197 103V104H198ZM240 103V102H239ZM248 103V102H247ZM258 103V102H257ZM261 103V102H260ZM25 104V103H24ZM28 104V103H27ZM26 104V105H27ZM52 104V105H53ZM59 104H57V105H59ZM64 104V105H65ZM79 104V103H78ZM110 104H108V108H110L111 106H110ZM124 104H126L125 103V101H124ZM128 104V103H127ZM127 104L125 105V109L124 110H126V106H127ZM181 104H183V103H181ZM202 104H204V103H202ZM225 104V103H224ZM223 104V105H224ZM227 104V103H226ZM233 104V103H232ZM261 104H263V103H261ZM51 106L50 105V107L54 110V107L56 108V106ZM89 105H91L92 106V104H89ZM117 106L118 104H116L115 102H114V106ZM173 105V106H172ZM205 104H204V107L206 106ZM229 105V104H228ZM244 105V104H243ZM249 105V104H248ZM255 105V104H254ZM253 105V106H254ZM15 106H16V108H15ZM79 106V105H78ZM107 103L105 104V109L107 110ZM110 106V107H109ZM121 106H122V104H121ZM120 106V108H122ZM154 106V107H153ZM164 106V105H163ZM180 106V105H179ZM186 106V107H187ZM203 106V105H202ZM227 106V105H226ZM225 106V107H226ZM232 106V105H231ZM240 106V105H239ZM264 106V105H263ZM7 107V109H9ZM18 107V108H17ZM23 107L21 106V108L23 109ZM43 107V106H42ZM50 107H49V109H50ZM59 107H60V105H59ZM59 107H58V109H59ZM61 107L62 108H64V106H62L61 105ZM65 107V108H66ZM123 107H124V105H123ZM183 107V106H182ZM185 107V106H184ZM241 107V106H240ZM262 107V106H261ZM89 108H91V110H92V107H89ZM99 108H101V107H98L97 109H99ZM112 108H113V104H112ZM112 108H110V110L112 109ZM115 108V107H114ZM118 108V107H117ZM197 108V109H196ZM207 108V107H206ZM233 108V107H232ZM252 108V107H251ZM264 108V107H263ZM7 109H5V110H7ZM49 109H48V111H49ZM57 109V108H56ZM56 109H55V111H54V113H53V116H55V115H59L60 117L62 116V114H60L59 112H60V110H57L58 111V113L59 114H55L56 113ZM94 109V108H93ZM103 110H104V107L102 108ZM129 109V110H130ZM188 109V110H187ZM241 108H239L238 107V109H236L237 110V112H238V110L239 111H241V110H243V108L240 110ZM248 109H250V108H248ZM256 109H257V107H256ZM44 110H46V109H44ZM96 110V109H95ZM95 110H93V111H90V109H88V112H92L93 113V115H92V113H90L93 117L91 118V119H94L95 118V116H96V118H98L97 117V115H95L94 114V112H96ZM123 110V109H122ZM123 110V111H124ZM128 110V108H127V111H129ZM179 110V109H178ZM200 112H199V111ZM260 110V109H259ZM258 110V111H259ZM264 110V109H263ZM262 110V111H263ZM10 113H12L10 110H8ZM24 111V110H23ZM82 111V112H81ZM108 111V110H107ZM112 111H114V110H112ZM112 111L110 112L109 111V114H114V113H112ZM120 111V110H119ZM224 111V110H223ZM254 111H255V108H254ZM44 112V111H43ZM71 112H69V114H71ZM103 113H105L104 111H102ZM101 112V113H102ZM114 112H116V110L114 111ZM117 112H118V110H117ZM180 112V113H179ZM237 112L235 111V113L236 114H234L233 113V115L236 117V115H237V117H238V114H237ZM242 112V111H241ZM76 113H77V116L79 115V117H77L76 116ZM125 113H128V112H126L125 111ZM125 113H124V115H125ZM171 113L173 114V115H177L176 117L174 116L173 117V115H171ZM227 113V112H226ZM239 113V112H238ZM18 114H19V112H18ZM74 114V113H73ZM72 114V115H73ZM256 114H258L257 112H255L254 113V115H252V116H254V117H256ZM262 114H264V113H259L258 115H257V118H256V120H258V121H260L261 122V120H263V118L264 117H262L261 118V116H262ZM0 115H2V112L0 113ZM7 115V114H6ZM6 115L4 116V118L6 117ZM11 115H13V113L11 114ZM10 114L9 115H7V117H8V119L10 120L11 119V117H9V116H11ZM38 115H40V114H38ZM105 115V114H104ZM108 115V114H107ZM121 115V114H120ZM124 115H122L123 117H124ZM127 115H129V114H126V116L125 117H127ZM216 115V114H215ZM232 115V116H233ZM243 115H245V114H243ZM243 115H241V117H240V115H239V119H240V121H245L244 123L246 124V121H247V117H246V115H245V117H242ZM52 116V115H51ZM89 116V115H88ZM121 116V117H122ZM218 116V115H217ZM231 116V117H232ZM249 116H251V115H249ZM2 117V116H1ZM0 117V119L2 120V118ZM17 116L16 115H14V117L12 116V118H13V120H14V118H16ZM27 117V116H26ZM32 117V116H31ZM47 117H48V115H47ZM50 117V116H49ZM49 117L47 118L48 120H46V123H50V120H49ZM59 117V118H60ZM84 117V116H83ZM84 117V118H85ZM116 117H118V116H116ZM124 117V118H125ZM129 117V116H128ZM236 117V118H237ZM19 118V117H18ZM30 118V117H29ZM52 118H55V117H52ZM58 118V119H59ZM95 118V119H96ZM242 118H243V120H242ZM245 118H247L246 120H244ZM17 119V118H16ZM102 119V120H101ZM118 119H119V121H118ZM122 119V118H121ZM127 119V120H128ZM233 119H234V117H233ZM232 119V120H233ZM239 119H237V120H235L234 119V121H238L239 122ZM249 119H251V118H249ZM248 119V120H249ZM18 121H17V123L19 122V120H21V119H17ZM21 120V121H22ZM45 120V119H44ZM56 119H54V121H55ZM118 121L119 122V124H117L116 123V121ZM126 120V119H125ZM254 120V119H253ZM5 121H7V120H5ZM14 121H16V120H14ZM20 121V125L19 126H23L22 124V122ZM53 121V123H56V122H54ZM64 121V120H63ZM66 121V122H67ZM101 121V122H100ZM113 121V122H112ZM198 121L200 122H203V128L205 129V133L204 134H206L207 135V132L209 133V136L211 135V133H212V135H214V136H211L212 137V139L210 138L209 139V137L208 138H206V139H209V140H206L204 137H202L201 135L199 136V131L195 128V126L193 125V124H197L198 123ZM234 121H233V123H232V125L234 124ZM11 122V121H10ZM13 122V121H12ZM25 122V121H24ZM45 122V121H44ZM62 122V121H61ZM87 122H88V124H87ZM91 122V121H90ZM93 122H95V121H93ZM115 122V123H114ZM129 122H127V123H129ZM228 122H229V124H228ZM248 122V121H247ZM249 122H251V120H249ZM264 122V121H263ZM262 122V123H263ZM16 122H14V126H17V124H15ZM22 123V124H21ZM95 123H98V122H95ZM95 123L93 124V123H91V125L89 124L88 126H90V128L91 127H95L94 128V130H91V131H94V132H92L93 134H96L98 131H96V133H95V130L98 128V125H96L97 126V128H96V126H94L95 125ZM104 123V122H103ZM102 123V124H103ZM131 123H129V124H131ZM253 123V122H252ZM42 124V123H41ZM43 124H45V123H43ZM62 124V123H61ZM87 124V125H86ZM92 124H93V126H92ZM106 125H107V123H105ZM124 124V123H123ZM201 124V123H200ZM199 124V125H200ZM250 124V123H249ZM24 125H25V123H24ZM38 126V128H36L37 126ZM83 125V126H82ZM106 125H103V128L105 127V129H107V127H106ZM125 125H127V124H125ZM239 125H242V124H238V126H237V124L235 125V126H237V127H239ZM244 125V124H243ZM260 125H262V124H260ZM51 126L52 127H54L52 124H51ZM123 126V125H122ZM121 126V127H122ZM190 126V128H189V130H186L188 127ZM18 127V126H17ZM46 127V128H45ZM101 127H102V125H101ZM111 127V126H110ZM113 127L112 128H109V130H111V132L110 133H112V134H114V132H112L113 130ZM129 127H131V126H129ZM134 127H141L140 129H138V130H141L140 131V135H139V137L137 138V136H138V131L136 132L135 130V128ZM199 127H201V126H199ZM224 127L225 128H227L228 130H227V132H225V129H224ZM262 127V126H261ZM21 128V127H20ZM22 128H24V127H22ZM21 128V129H22ZM51 129V133H49V136L47 135V131H48V129ZM62 128V127H61ZM89 128V129H90ZM103 128H101V130L103 131ZM120 128V129H119ZM128 128V127H127ZM202 127H201V129H203ZM230 128V129H231ZM243 128V127H242ZM36 129H38L37 130V132H36ZM91 129H93V128H91ZM105 129H104V131H105ZM199 129V128H198ZM200 129V132L202 131ZM234 129V130H233ZM239 129V128H238ZM252 129V128H251ZM23 130V129H22ZM81 130V131H82ZM98 130V129H97ZM100 130V129H99ZM122 130V131H121ZM131 130V131H130ZM185 130V131H184ZM263 130H264V128H263ZM262 130V131H263ZM86 131H85V133L82 131V133H83V135L84 134H86ZM98 132L99 134H101V133H104V132ZM108 131V130H107ZM183 131V132H182ZM207 131V132H206ZM247 131V130H246ZM252 131H255V130H252ZM0 132H2V131H0ZM14 132H16V129H15V131ZM45 132V133H44ZM126 132H127V134H126ZM179 132H182L181 134L179 133ZM202 132H204V131H202ZM243 132V131H242ZM41 133H43L41 136H40V134ZM54 133V134H53ZM74 133V134H75ZM109 133V132H108ZM177 133H179L178 135H177ZM247 133H249V131H247ZM257 132H255V134H256ZM39 134V135H38ZM50 134L51 135H53V136H50ZM80 134V135H79ZM79 134H77V135H79V137L81 136V138H80V140H79V138H78V136H77V139L74 137V139H76V140H78V141H81V139H82V137H83V135H81V133H79ZM88 134H91V133H89L88 132ZM98 134V135H99ZM104 134H106V133H104ZM104 134H102V135H104ZM135 134H137V136H135ZM240 134V133H239ZM249 134H253V132L251 133H249ZM248 134V135H249ZM2 135H3V133H2ZM48 136L49 138H48V140H44V137L45 136ZM56 136H57V134H55ZM97 135V134H96ZM101 135V136H102ZM107 135V134H106ZM177 135V136H176ZM231 135H229V136H231ZM235 135H236V133H235ZM242 135V134H241ZM13 136H14V134H13ZM85 136H87V134L86 135H84V137ZM91 136H93V135H91ZM108 136V135H107ZM113 136V135H112ZM233 136H232V138H233ZM240 136V135H239ZM243 136V139H244V135H242ZM251 136V135H250ZM34 137V138H33ZM38 137V138H37ZM88 137H89V135H88ZM96 138H99V137H97V136H95ZM237 137V136H236ZM247 136L245 135V138H246ZM20 138V139H19ZM46 138V137H45ZM87 137H85L84 138V140L83 141H85V139H86ZM90 138V137H89ZM88 138V139H89ZM95 138V139H96ZM101 138V137H100ZM227 138V137H226ZM231 138V137H230ZM239 138V137H238ZM248 138H251V137H247V139ZM253 138H254V136H253ZM260 138H262V136L260 137ZM263 138H264V132H263ZM47 139V138H46ZM56 139H57V141L58 140H60L59 142H60V145H57V144H59V142H57L56 143V145H55V141H56ZM87 139V140H88ZM92 139H94V136H93V138ZM94 139V140H95ZM110 139V140H109ZM112 139V140H113ZM222 139V138H221ZM224 139V138H223ZM228 139V138H227ZM227 139H224V141L225 140H227ZM247 139H244V141L245 140H247ZM252 139V138H251ZM259 139V138H258ZM27 140V141H26ZM33 140V141H32ZM35 140V141H34ZM230 140V139H229ZM261 140L262 139H259V140H252L254 143L255 142H257V143H259V142H261ZM65 141H67V142H65ZM82 141V142H83ZM224 141H223V143L222 144H224ZM243 140H242V138L240 137V139L238 140V139H236V143L237 144H232L233 146H236V145H238V146H236V147H238L239 148V150L237 151V153L239 154V156L240 157H242V163H241V168H243V170L244 169H246V168H248V170H250V174H249V176H250V178H251V176L253 175H255L256 176V178L258 177V186L257 187H260L261 188V186L260 185H262L263 184V182H264V177H262L261 176V173L263 172H261V170H262V168H260V174L257 172V171H259V169L256 171V169L253 167V165H252V160L250 161V159H252L250 156V154H249V156H248V154H246V153H248V152H245L246 150H245V146H246V148H247V144L244 142ZM2 142V141H1ZM85 142H88V141H85ZM100 142H102L100 139H99V143ZM104 142V141H103ZM176 143V144H178V145H175V146H180L178 149H176L175 150V146H174V144L173 143ZM228 141H226L225 143H227ZM234 143H235V140L233 141ZM247 142V141H246ZM253 142H251L250 141V143H253ZM264 142V141H263ZM34 143H36V144H34ZM80 143V142H79ZM90 143L92 144V145H90ZM244 143L246 144V145H244ZM84 144V143H83ZM103 144H105V142L103 143ZM169 144H172V145H169ZM261 145L263 144V143H260ZM36 145H39V146H37L36 148H38V150L40 149V151H38L36 148H35V146ZM249 145V144H248ZM258 145V144H257ZM218 146V147H217ZM230 146V145H229ZM233 146H231V147H233ZM256 146V145H255ZM227 148V147H226ZM237 148V149H238ZM25 149H28L29 151H30V153L28 154L29 156H32V158L33 159H35L34 161H36V164L34 165L33 163H32V165H34V168H32V166H31V164H28V162L27 161H25L24 162V160H23V166L21 167L22 168V170L24 171V172H22V173H20L19 174V172H18V169L17 170H14V171H12L13 170V168H15L14 166H15V164H13L11 161V164L9 163V165H8V167H7V160L11 157V156H13V153H15L17 150H18V152H19V150H21L22 152L23 151H25ZM233 149H234V147H233ZM257 149V148H256ZM255 149V150H256ZM254 150V151H255ZM32 151V152H31ZM22 152H20V153H22ZM26 152V151H25ZM25 152H23V153H25ZM174 152H176V154L177 155H172V154H174ZM253 152V151H252ZM260 152V151H259ZM22 153V154H23ZM28 153V152H27ZM233 153V152H232ZM257 153H258V151H257ZM26 154V153H25ZM161 154H164V155H162L161 156ZM169 154H171L172 155V159L170 158V156H169V158L170 159H166V158H168L167 156L169 155ZM254 154V153H253ZM252 154V155H253ZM259 155V154H258ZM255 156V155H254ZM260 156V155H259ZM174 157H176V158H174ZM238 157V156H237ZM250 157V158H249ZM6 158V160L5 161H7V162H5L4 163V159ZM150 158V159H149ZM239 158V157H238ZM256 158V157H255ZM260 158H261V156H260ZM11 159V158H10ZM9 159V160H10ZM31 159V158H30ZM32 159V160H33ZM245 159H247V160H245ZM71 160V162H72V160H75V161H77V163H78V167H76V166H74V167H76L74 170H76V169H79L78 170V172H77V175H79V176H77V180L74 182V181H72V180H69L68 178H69V175L70 174H68L67 175V173H68V169H70L69 167H71V169H72V164H70L71 162H69ZM152 160H154L153 162H151ZM257 160H259V158L257 159ZM256 160V161H257ZM30 161V160H29ZM247 161V162H246ZM3 162V163H2ZM251 162V163H250ZM261 162V161H260ZM263 162V161H262ZM105 164L104 166L107 168H111L112 169V172L113 173H115L116 175H112L110 178L111 179H108V177H107V179L106 180H104L103 178L104 177H102L100 174H99V176H101L100 178H94L93 177V175H94V172H88V170L91 168H96L97 169V167L99 166L100 167V165L101 164ZM259 163V162H258ZM257 163V164H258ZM20 164V163H19ZM75 164V163H74ZM73 164V165H74ZM106 164H107V166H106ZM254 164V163H253ZM256 164V163H255ZM252 165V166H251ZM259 165V164H258ZM263 165V164H262ZM10 166H12V167H10ZM255 166V165H254ZM264 166V165H263ZM31 167V168H30ZM99 167H98V170H99ZM256 167V166H255ZM262 167V166H261ZM102 168V167H101ZM108 168L105 170V168H103L102 169V172H103V170H105L106 172H107V170H108ZM264 168V167H263ZM70 169V170H71ZM40 170V171H39ZM101 170V169H100ZM110 170V169H109ZM108 170V172H111V170L109 171ZM131 170H133V171H131ZM129 171H130V173L131 172H133V173H135L136 171H137V173L136 174H134V176H133V173H132V176L133 177H129V176H131L130 174H129ZM38 172H39V174L41 173L42 175H43V178H42V180H41V177L42 176H40L39 174H38ZM70 172V171H69ZM101 172V173H102ZM125 172V173H124ZM242 172V171H241ZM258 174H257V173ZM73 173V172H72ZM79 173V174H78ZM112 173V174H113ZM122 173H124V175L122 176L121 174ZM129 174V176H128V174ZM263 174V173H262ZM72 175V174H71ZM70 175V176H71ZM96 175V174H95ZM98 175V174H97ZM110 175H111V173H110ZM121 175V176H120ZM40 176V177H39ZM73 176V175H72ZM75 176V177H76ZM129 177V178H127V177ZM242 176V175H241ZM240 176V177H241ZM248 176V177H249ZM264 176V175H263ZM40 178V179H39ZM67 179L69 180V181H67ZM74 179V178H73ZM34 180V182H32V185H30V187L29 188H27V190L24 192L23 191V186L24 185H28L29 183H31V181H33ZM64 180H66V182H63ZM254 180H256V179H254ZM72 181V182H71ZM35 182H38V183H40V185H38L37 183V190H36V192H35V190H33V186H35ZM262 183V184H261ZM115 187H118V188H115ZM254 188V187H253ZM255 189V188H254ZM262 189H263V187H262ZM120 192H119V191ZM87 191V190H86ZM116 191H118L119 193H118V196H120L119 194L121 193V191H129L130 192V194L132 195V198H131V196H130V199H131V201H130V199H129V201H126L125 200V198H123L125 201H126V203H125V201L123 202V199L121 200V199H119V200H117L115 197H114V195L116 196L117 194H115V192ZM90 192V193H91ZM125 192V193H126ZM33 193H35L34 195H33ZM86 194H88V191L87 192H85ZM92 193H91V195L89 194L88 196L89 197H91L92 196ZM251 193V192H250ZM85 194V195H86ZM95 194H93V195H95ZM124 194V193H123ZM261 194H262V192H261ZM97 195V194H96ZM96 195H95V198H96ZM128 195V194H127ZM87 196V197H88ZM126 196V195H125ZM86 197V196H85ZM87 197H86V199H87ZM88 197V198H89ZM122 197V196H121ZM97 198H98V196H97ZM113 198H115V200H117V201H119L118 202V204H121L122 202L123 203H125L126 205H124V206H128V205H132V208L130 209L129 207V210H127V208L125 209V210H127V211H129L128 213V215H133V217L131 216V218L130 219H132L131 221H133V222H135V223H137L138 225H135V226H140L141 228L142 227H144V223H145V221H144V219H146V217L144 218V217H142V219L143 220H140L139 218V212H141V211H147V210H149L150 209V213H148V214H150L151 215V210H153V212H155L156 214H157V212L156 211H154L155 209L158 211V209H164V207L167 209L166 211V214H165V216H163V213L165 212H161V209H160V211L158 212V214L157 215H160L161 213H162V215H160V216H163V217H166L165 219H168V221L166 220V227H168L169 229V232H168V234H166V233H162L163 231L164 232H167L168 230L166 229V231H165V228L166 227H164V230H161V226H159L158 227V225H160L161 224V222L163 221H161L158 225H155L156 226V228L155 229H150V230H154V231H157L156 229H159L160 228V230H161V233L164 235H161V236H163V237H161V236H156L157 234H155L154 236H156L155 238V240H152L151 241V239H154V236H152V234L154 233H152V231H151V236L153 237V238H149L150 239V241H149V239H148V242L150 243V248H151V242H155V244H154V252H155V260L153 259L154 258V256H153V252H150L151 253V255H146V254H149V252L148 253H144L143 254V252H142V244H140V243H142L143 241L142 240H144V239H141V238H143V235H144V233H143V235H141V233L143 232H139V234H140V236H142L141 238H139L140 236H137V237H135V234H134V239L133 240H130V233L128 232V229H130V228H128V226H130L131 225V222H130V225H128V226H126L127 224H128V222L126 223L125 222V220H126V218L127 217H124V211L122 212V214H121V216L123 215V217L122 218H125V220H123L122 218H121V216H119L120 215V212H121V209H119V208H121V207H117L116 208V206H114L113 207V205H118V204H115V202H117V201H115L114 202V199ZM120 198V197H119ZM129 198V197H128ZM261 198H263L264 199V197H262L261 196ZM12 200V202H10L9 203V201H11ZM24 200H26V201H24ZM88 200V199H87ZM93 200V199H92ZM24 201V202H23ZM91 201V200H90ZM89 201V202H90ZM96 201V200H95ZM122 201V202H121ZM85 202V201H84ZM93 202V201H92ZM96 202H98V204L100 203L99 202V200H97ZM61 203V202H60ZM86 203V202H85ZM91 204H93V203H91ZM97 204V203H96ZM102 204V203H101ZM258 204V205H259ZM95 205V204H94ZM122 205V204H121ZM82 206V205H81ZM95 206H98V205H95ZM101 205L99 204V207H100ZM124 206H122V209L123 208H125ZM147 206V207H146ZM87 207V206H86ZM98 207V208H99ZM143 207H145V209L143 208ZM260 207V206H259ZM116 208V209H115ZM141 208H143V209H141ZM147 208V209H146ZM158 208V209H157ZM53 209H52V211H53ZM70 209V208H69ZM115 209V210H114ZM117 209H119V213L117 212L118 210ZM56 210V209H55ZM78 209L76 208V209H73L72 211H74V212H76ZM98 210V209H97ZM126 211V212H127ZM153 212H152V215L151 216H155L156 217V214L154 213L153 214ZM161 212V213H160ZM131 213V214H130ZM126 215H127V213H125ZM141 214H144L143 212H141ZM146 215V216H150V215ZM92 214H90V216H91ZM96 215H97V213H96ZM95 215V216H96ZM99 216H100V214H98ZM72 216V215H71ZM142 216H144V215H142ZM60 217V216H59ZM73 217V216H72ZM155 217L153 218L154 220H155ZM60 218H62V217H60ZM88 218V217H87ZM148 218V217H147ZM150 218V217H149ZM147 219L148 221L150 220V219ZM152 218V217H151ZM157 218H158V216H157ZM59 219V218H58ZM71 219V218H70ZM83 219V218H82ZM129 219V220H130ZM162 219V218H161ZM61 220V219H60ZM91 220V221H92ZM77 221L78 220H70V221H68V222H66V223H62L63 221H61V225H60V227H62V229H61V233L65 230H68L67 231V234H68V232H73L74 231V228H75V226H74V223H77ZM82 221H85V220H82ZM90 221V220H89ZM89 221H85L86 223H85V227H87L86 225H88V222ZM127 221V220H126ZM148 221H146V223H148ZM52 222V223H51ZM60 222V221H59ZM58 222V223H59ZM80 222V221H79ZM93 222V221H92ZM92 222H89L90 224L92 223ZM125 222V223H124ZM144 222V223H143ZM151 222V221H150ZM149 222V223H150ZM153 222H155V221H153ZM159 222V221H158ZM157 222V223H158ZM49 223H51V224H49ZM134 223V224H135ZM143 223V224H142ZM145 223V224H146ZM149 223L147 224V225H149ZM44 224V225H45ZM89 224V225H90ZM95 224V225H96ZM142 224V225H141ZM81 225V224H80ZM83 225H84V222H83ZM94 225V226H95ZM133 225V224H132ZM147 225H145V227H147ZM150 225H151V223H150ZM150 225H149V227H150ZM134 226V227H135ZM154 226V227H155ZM164 226V225H163ZM45 227H46V225H45ZM85 227H83L82 229H78L80 232V234H81V239L83 240L82 242H85V240L84 239H86V238H93L91 235H93L92 233H90V232H88L89 230L86 228L85 229ZM93 227V226H92ZM139 227V228H140ZM151 227H152V225H151ZM137 228V227H136ZM140 228V229H141ZM91 229V228H90ZM138 229V228H137ZM140 229H138V231L140 230ZM145 228H143V229H141V230H144ZM149 229V228H148ZM88 230V231H87ZM99 230V229H98ZM97 230V231H98ZM104 230H102V231H104ZM140 230V231H141ZM149 230V231H150ZM159 230V231H160ZM64 231V232H65ZM91 231V230H90ZM101 231V230H100ZM99 231V232H100ZM137 231V232H138ZM145 231V230H144ZM159 231H158V235H160L159 234ZM75 232H76V230H75ZM148 232V231H147ZM147 232H145L146 234H148ZM32 233V232H31ZM136 233V232H135ZM75 235H77V233H75ZM136 235H137V233H136ZM149 235H150V233H149ZM107 236H108V238H107ZM129 236V237H128ZM18 237V238H17ZM76 237V236H75ZM75 237H73L74 239H72V240H77L78 238H75ZM96 237V236H95ZM133 237V236H132ZM27 238V237H26ZM32 238H34V237H32ZM90 238V239H91ZM111 240H110V239ZM147 238V237H146ZM16 239V240H15ZM15 240V241H14ZM79 240V239H78ZM109 240V241H108ZM138 240H141L140 241V243L138 242ZM99 241V242H100ZM137 242L141 245H139V244H137ZM144 242H145V240H144ZM143 242V246L145 245V247H146V245H148L149 243L147 242V243H144ZM17 243H19V242H17ZM22 243V242H21ZM97 243V242H96ZM95 243V244H96ZM61 244V243H60ZM63 244V243H62ZM62 244H61V246H62ZM65 244V243H64ZM63 244V245H64ZM101 244H99V245H101ZM17 245V244H16ZM48 245V244H47ZM66 245H68L67 243H66ZM66 245H64V246H66ZM139 245V246H138ZM153 245V244H152ZM18 246V245H17ZM55 246V245H54ZM59 247H60V245H58ZM58 246L56 247V248H58ZM263 246V245H262ZM28 247V246H27ZM145 247H143V249L145 248ZM15 248H17V247H15ZM66 249H68L67 247H65ZM69 248H70V246H69ZM84 248V247H83ZM86 248V247H85ZM83 249L82 251L81 250H79V252L78 251H76L77 252V254L75 255V256H77L76 258H75V256H71V255H73V254H75V253H73L70 249H68L69 251H70V253H68L69 254V259L68 258H66V259H68V262H69V260H73L74 261V259H76V260H80V263L79 262H77L78 264H92L91 262H90V258L91 257H89V254L91 253V252H88L87 250H88V248H87V250L86 249ZM149 248V249H150ZM97 249H99V248H97ZM148 249V248H147ZM99 250H101L102 252H109L107 249H105V248H103V249H99ZM151 250V249H150ZM12 251V250H11ZM26 251V250H25ZM57 251H59V250H57ZM69 251H67V252H69ZM116 249L114 250V252H112V253H117L118 252ZM264 251V250H263ZM5 252V253H4ZM13 252V251H12ZM73 254H72V253ZM9 254V253H8ZM67 254V253H66ZM67 254V255H68ZM108 254V253H107ZM106 254V255H107ZM119 254V255H120ZM164 254V255H163ZM6 255V254H5ZM30 255V254H29ZM56 255H57V253H56ZM63 254L61 253V254H58V256H62ZM105 255V256H106ZM159 255H161L162 257H159V258H157L156 256H159ZM91 256V255H90ZM117 256V258H118V255L116 254V255H114V257H116ZM151 256H153L152 257V259L154 260H152V259H149V257L151 258ZM71 257L73 258V259H71ZM20 258V257H19ZM88 258H89V261H88ZM120 259H121V257H120ZM153 262H152V261ZM24 261H27V260H24ZM62 261V260H61ZM72 261V262H73ZM121 261V260H120ZM28 262V261H27ZM34 262V261H33ZM39 262V261H38ZM65 262V261H64ZM90 262V263H89ZM168 262V263H167ZM29 263H30V261H29ZM66 263V262H65ZM73 263H75V262H73ZM95 263V262H94ZM93 263V264H94ZM23 264H25V263H23ZM76 264V263H75Z\"/></svg>","mask_w":264,"mask_h":264},{"label":"rangeland","instance_id":"2","mask_svg":"<svg viewBox=\"0 0 264 264\" xmlns=\"http://www.w3.org/2000/svg\"><path fill=\"white\" fill-rule=\"evenodd\" d=\"M134 1H136V0H134ZM137 1H138V0H137ZM139 1H140V0H139ZM148 1H149V0H147V1H146V0H141L142 4L138 2V5H141V6H139V7H141V8L144 7V8H143V9H144L143 11H146V9L148 8V9H150L151 12H152V10H155V8H156V11H157L156 13H157L159 16H158L157 14H155L154 11L151 13L150 10L147 11V14L150 13V14H149L150 16H148L149 19H151L152 16H153V18H154V16L156 15L155 18H154V20L157 21V22H155L154 20H153V22H154V23H157V24H154V23H153V24H154V26L157 25L155 28H157V29L159 28L158 30L155 29L156 32H155L154 37H155V36H156V37H155V38L153 37L152 39H153V40L155 39V40H154L155 43H156L157 39H159V38H160V39L158 40L159 42H160V40H162L161 43H159L160 45H158V46L153 42V51H152V49H151L152 47L150 48V51L154 52V50H156L157 52L155 51V54H156V53L158 54V50H157V49H159V51H160V46H161V44H165V43H162V42H164L163 40L167 39V40H165V42L168 41V44H169L168 46L171 45V47H172V51H171V48L169 47V49H170L169 52H170V53L172 52V53H173V56L175 55V56H174L175 58H173V56L171 55L172 53H171V54L168 53V52H167V53H164V52L162 51L166 45H165L164 47H163V45H162L163 48L161 47V48H162V49H161V53L163 52V54H164V55L166 54V56H167V54L170 55V56H172V59H174L175 61H179V60L182 58L183 60H181V62H182V61H183V62H182V63L180 62L182 65H179V64H180L179 62H178V63L176 62V65H175V66H177V69H179V68H178V65H179V67L181 68V69H179V70L182 71V73H181L179 70H177V72H176V70H175L176 68L174 69L175 66H173V65L175 64V61L172 60V59H170L171 57H170V58L168 57V58H169V62H170V60H172L171 62L174 61V62H173V65H172V63H169V62H168V58L165 56V58H166L165 60L169 63V64L167 63V64L170 66V68H169V67H167L168 65L164 64V63H166V61H165L164 59H163V60H164L165 62L162 61V58H163L164 56H162V58H160V56H158V55H161L160 52H159L160 54H158V55L156 54L157 57H159V58H157V59L154 57V56H155L154 53H153L154 56L151 55L152 52H150L151 54H148V56H147L148 58L146 57L147 59H151V62L153 61L154 64L151 63L149 60L147 61L146 58H144L145 55H147V54H145V52H144L143 54H145V55L142 54V56H140V54H139V56H137V58H139V59L142 58V61L139 60V59H136V58H132L133 61H128V60L126 59V60L128 61V63H131V62H132V63H131L132 65H130V64H128L126 61H124V63L126 62V63L128 64V68H129V70L124 68V64H123V63H122V64L120 63V64H119L120 67L117 68V69H115V70H116L118 73H120V74H117V73H115V71H114V73H115L117 76L113 73V70H114V69H113L112 66H110V65H109L110 68H109V67H106L107 69L109 68L108 70H107L106 68H104V70L108 71V73H106V71H105L106 74H105V73H102V72H104V70H101V72H100L101 75H98V77L100 76L101 78H99V79L101 80V79H102V76H103V74H104L103 79H105V81H106V79H107V81H106V86L104 85V84H105V81H104L103 79L101 80V82H103V84H102L101 82H98V77H97V79L95 78L96 75L94 76L95 80H94L93 77H92V78H93V80H92V78H90V76H89V79H85L87 76H83V77H84V78L82 79L83 82L86 80L87 83H85L86 81H85L84 83H83L82 81H81L82 83L79 81V82H78L79 84L77 85V87H79V88L81 87L80 89L74 87V86H75L74 83L72 84L73 87H72L71 84H69V86H71L72 88H75V89H73L74 91H76L77 89L79 90V92H76V93L78 94V96L80 95V96H79L80 99L78 98V99H79V101H78V99H74V100H73V98H71V97H75V98H76L77 94H74L75 92H74V93L71 92L72 95H70L71 93L69 94L70 97H68V98H71V99H70L71 102H69V101H70L69 99L65 101V99H66L67 97H63V95H62V97L64 98V101L66 102V104H65V103H63V104H59V102H61V101H59V100H55V101H58V102H56V103L60 105V107H59V105H57V104L54 105V104L52 103V102H53V100H51V99H53L52 97H46L47 95H49V92L47 93V91L42 90V89H43V86H44V89H45V85H44V83H43V85H41V84H37V83H42L41 80L43 79V76L41 75V76H42V79H41L40 76H38V77H40V78H38V77H36V76L38 75V73H39V75H40L41 72H40L39 69L43 68L44 65L41 66V65L34 64V65H35V68H34V65H32V64H30V63H28V62H27V64H26V62H24V61H22V62H21V61H17V62L19 63V64H17V62H14L13 60H12L13 62H12V64H11V61H10V60H6V59H5V56L2 55V56H0V85H1V86H0V91H1V89L4 87V85H5V87H6V84L3 83V82H4V79H6L5 77L8 78V76L10 75V78H9V79L14 78V77H11V76H13L14 73H16V74H15V77L17 78V79L14 78V79H16L14 82H17L16 85H19V84L21 85V82H22V84L24 83V85H26V83H29V82H30V81H29L30 77H32L30 80H32V82H31L32 85H31V86H33V85H34V82H35V79L37 78L38 80L36 79V82H35L36 84H35L33 87H34V89H35V86L38 85L39 87H42V88H39V87L37 86V87H36V90L39 89V90H42L43 92L37 90V91H36L37 93L34 94V91H35V90L31 89L32 87H30V83L26 85L27 88H28V91H27V88H25L24 86H22V87L19 86V87H20V88H23V87H24L23 89L26 90V92H27L26 95H27V96H28V93H29V91H30V89H31L32 92L29 93V96L31 95L32 97H35V98H36L37 94H39V92H40L41 94H39L38 98H39L40 96H41L40 98H42V96H43L44 99L42 98L41 100H43L44 102L41 101V100H39L40 98H39V99L37 98L38 100L35 99V98H29V99H26L27 102L25 101V102H23V104H21V103H19V102H21V101L19 100V102H18V99H17V102H18V103H17L16 101H15V102H16V104H18V107H19V104H21L20 107H19L20 110L24 113V112H25L24 107H25V108H26L27 106L29 107V106H31L32 103H34V106H31V108H32V107L34 108L33 110H34L35 113H36V115H35V113L33 112V114L35 115V118H34V119H35V120L37 119V121H35V120H34V121H35L36 123L38 122L37 124H39V127H40V128H41L42 125L45 126L46 124H48V125L50 124L49 127H51L52 131H53V129H55L56 127H57V130H58V127H59L60 130L57 131V133H56V129L54 130V133L57 134V136L53 133L54 136H55V138H57V139H60L58 136H60V135L62 134V131H63V132H64V131H67V130H64V129H66L67 127H68V128H67L68 131L70 130V128H71V130H74V129H75V130H76V129L78 130V129L81 127V125H80L79 123L82 122V119L84 120V119H86L87 117H89V118H87V119L85 120V122L88 121L90 125H91V123L94 124L95 122H98V123H95V125H94V126L98 125V128H97V126H96V128H97L98 130L96 129V130H95V133H96V131L101 132V131H102L101 128H103V125H106L105 123H107V125H106L107 129H105V127H104L102 132L106 133L108 136H107L106 134H104V133L99 134L98 132L96 133L97 135H96V134H93L92 132H94V131H91V130H94L95 127H91V128H93V129H91L90 126H88V125H89L88 122H87L88 125H87V124H86V125H87V127H89L90 129L87 128V131H86V130L84 129V128H85V122L83 121L82 124L84 123V127H81V128H83L84 130H82L81 128H80V129H81L84 133H85V131H86L87 136H85V137H87V138L85 139V141H88V142L83 141L84 138H85L84 135H86V134L83 135V133H82L81 130H78V131H77V132H78L77 134L81 133V135H83V137H82L83 140L81 139V141L76 140V139H77V136H78L79 140H80L81 136L79 137L80 134L77 135V134L75 133V132H76L75 130H74L75 132H73V134H71L72 131H70V133H67L68 135L70 134V138H71V136L76 135V136H74L76 139H74V137H72V139L74 140L75 143L77 142V144H79L81 147L84 146V148H82V149H85V148H86V146H87L86 144H88L87 148L89 147V141H90V142H91V141H92V142L94 141L95 144L91 142V143L94 144V145H92V144L90 143V145H92V146H95V147H96V143H97V141H98L97 146H101V145H103L102 147H106V146L111 145V143H114V142H115V141H114L115 139H113L112 137H115V134H116L115 132L118 130V128L116 127V126H118V125H113V124H109V122H105V121H108L107 118H108L109 115H110V117H112L113 115L115 116L116 113H120L121 115H120V114H117V115H116V116H118V117H116V116H115V118H113L114 116L112 117V118H113V121H114V119L117 120V118H119V116H120V120L123 121L122 123H120L121 126L123 125L122 127H121L120 124H119V122H120L119 119H118L119 122L115 120L116 123L119 124L120 128L122 129L124 126H126V127H124V129L126 128V131H127V132L129 131V128H131V130L133 129V124H132L131 122H129L130 119H128V118H131L130 115L132 116V113H133L132 110L134 109V108H133V107H134L133 105H135V108L138 106V105L136 106V104H135L136 102H134V100L137 101V100H139V98L141 97V96H140V97L138 98V96H137L138 91H137V90L140 89V90H139V93H141V94H142V92L145 93V91H143V90H144V89H143V88H144L143 82H141V80H138V79H140V77L143 76V79H144V80H143V79H142V80L145 81V79H146L145 77L148 78V76L152 77L151 75H153L155 80H156V79L159 80L160 77H161L160 81H162V80L164 79V80H165V82H164V80H163L164 83H167V82H166L167 80L173 82L174 80H178V79H179L180 81H177V83H174V85H177L178 83H180L181 86H183V87H182V90H181V86H180V84L177 85L178 87H180L179 90H181L183 93H185V96H184V97H183V95H182V93H181L180 91L177 92V91H178V89H177L178 87L176 88V86H175V88H174L175 90L177 89V91H175V92H177L178 94L176 95V93L174 92V89H173L172 87H168V86H166V85L172 86V85H173L172 82H169L170 84L167 83V84H164V86H162V85H163V84H162L163 82L161 83L160 81H157V80H156V82H155V80L153 79L154 82H155V83H154V84H155V85H154L155 90H154V88H153V91L151 92L152 95H151V102H150L151 104H150V105H152V104L154 103L155 99H156V101H155V103H154V106L157 105V107H156V106H155V107L153 106L155 109L158 108V106H159V108H160V106H161L162 103H163V105H164V106L162 105V107H165V106L167 105L166 103L169 104V102H170V104H174V103L176 104V103H177V104H178L177 106H178V107H181V108H178L179 110H178V109H177V110H176V109H173V110H172V111H173L172 113H174V111H175V113H176L177 111H181L182 109H183V110H186V108L190 109V108L188 107V106H189V103H188V102H190V104H191V101H190V100H192L193 98H196V97H197L198 100L195 99V100H194V103H195V101H196L195 104H196V107H198V106L200 107L199 110H200L201 107H202V109L200 110V111H202V112H200L199 110H198V111H199L200 113H203V111H204V113H207V111L209 110V106L206 105V103H207L206 100H207V101L210 100V99H208V96H209V95L211 96V94H209L208 91H211V87H210V86L212 85V84L210 83L211 79L209 78L208 74L210 75V77L215 78V81H218V80H219L218 82H221V80H220V79H222V78H221V75H222V74H221V71H224L226 65H227L228 67H229V65H230V67L228 68V77H230V78H229V81H230V85H229L230 87H229V88H230V90H233V91H232L233 93H232V95H231V92L227 94V96L225 97V102L223 101V102L221 103V105H220V107H222V108H220V111L215 112L216 115L213 114V117H214V119L216 120V119H218V118L220 117L221 114H224V112H225V115H227V116L229 117L228 121H229L230 118H231V121H232V123H233L234 119H235V120L239 119V115H240V117H241V115L245 114L246 117L248 116V117H247L248 119L251 118V119H249V120H251V122H249V120H248L247 118H245L244 120L247 119V121H248V122L246 121V124L244 123L245 121H240V119H239V122H238V121H237V122L234 121V124L232 125V123L229 121L231 125H229V130H228L227 128L224 127L225 132H227V130H228V131L232 130V128H231L230 126L235 127V131H234V133H233L234 136L230 134V132H232V131H230L228 134L231 135V136H229V135H228V136L226 135V136H224V137L219 136L220 138L217 139V141H218L217 143H218V146L220 145V146H219L220 148H222V146L225 145V144H226V145H227V144L230 145V146H229V145H228V146H224L225 149L228 150L229 147H230V149L232 148L231 150H232L233 153L231 152L230 149L228 150L229 152H231V153L229 154L230 159L234 160V163H235L234 165L236 166V167H235V168H236V172H237V171L239 172L238 175H237V177H239V178L241 179V182H242L243 185L245 186V190L248 191V194H249V195H250V194L252 195V192H254L255 195L258 194V195H261L262 197H264V182H263V184L261 183V184H262V185H260L261 188H260V187H257V186H258V184H257V183H258V177L256 178L255 175H254V176L252 175L251 178H250V176H249V174H250V170H248V168H246V169H244V170H243V168H241V167H242V166H241V163H242V157H240L239 154L237 153V151L239 150V148H238L239 146H238V145H236V146H238V147L233 146L234 144H237V143H236V139L239 140L240 137H241L242 140L244 141V139H247V137H251L252 139H251V138H248L247 140L244 141V142L247 144V148H246V146H245V150H246L245 152H248V153H246V154H248V156H249V154L251 153V154H250V155H251L250 157H251L252 159H250V161L252 160V165H253V167L256 169V171L259 169V171H257L258 173L260 172V168H262L261 172L263 171V172H262L263 174L261 173V176L264 177V176H263V175H264V168H263V167H264V166H263V165H264V142H263V141H264V138H263V132H264V130H263V128H264V122H263V121H264V118H263V120H261V122L258 121L259 119L256 120L257 115H258L259 113H260V114H261V113H264V110H263V109H264V108H263V107H264V106H263V105H264V102H263V101H264V99H263V96H264V80H263V79H264V69L262 68V69H263V72H262V71H260V70H262V69H261L259 66H258V67H259L260 69H258L257 66H256V65H258L259 63L261 64V67L264 65V60H262V58H263V57H262V53L264 52V51H263V48H264V40H262V39H263L264 37H263V38L261 37L260 40H258L259 38L256 37V39H257L258 41L261 42V45H259L260 42H257L255 39H254V40H255L254 42H255L256 44H255V43H254V44H253V43H249V42H252V36H251V34L249 35V33H250V31H249L250 29H249V28H251L250 26H252V24H253L252 22L255 20L254 23H256L255 25L253 24V27H256L258 24H259V25L262 24V26H264V20H263V19H264V11H263V13H262L263 15H261V13H259L260 11L262 12V9L264 10V2H263L264 0H263V1L261 0V3L258 2L259 0H256L257 2H256L255 0H253V3H252V0H251V1L249 0L251 3H250L249 1L245 2L246 0H244V2H243V0H242V2H241V0H237L236 3L238 4V2H239L238 7H237V4L234 2V0H229V1L227 0V3L230 2L231 5H230V4H225L224 2H226V1H224V0H219L220 2H219L218 0H217V1H215V0L212 1V0H211V1L213 2V4L215 3L216 5H217V4L220 5V4H221V1H224V2H222L221 6H222L223 3H224L225 5H223V6L226 7V8L228 9V10H227V9L224 8V9H225L224 13L222 12V11H223V7L217 5V8H218V6H219L218 10H221V8H222V11L220 12L221 14L223 13L222 15H221V14H220V15L218 14V12H219L218 10H214V9H212V3H210V0H209V1L206 0V3H207V1L210 3V4L208 3V7H207V4L203 2V1H205V0H202V2H201V0H199L200 2L197 1V0H196V1L194 0L195 4H196V3L199 4V5H198V6H199L198 8H200V6H202V7H204V9H205V8H209V7L211 6V7H210L211 9H209V10L205 9V11H204V9H203L202 7H201V9H203V10H198V11H197L196 9H198V8H197L196 5H193V6H195V8H194V7L189 8L190 5L188 6V4H190V3L192 2V0H188L190 3H188L187 0H186V2H184L185 0H184V1L182 0V1L184 2V4L186 3L185 5L182 3L181 0H180V1H181L180 3H182V5L179 4V2H178L179 0H177V1H176V0H172V1H173V4H175V2L178 3V4H175V7H177V8H178L180 5H181L180 7H182V6H186V5H187L186 7H182L183 9H182V8H178V9H176V8L173 6V4L171 3V2H172L171 0H170L171 2L168 0V2H169V3L167 2L168 5H166L167 3L164 5L165 0H163V2H161V3H163V4L159 3V2L162 1V0H157V1L154 0L155 2H153V0H150L149 2H148ZM158 1H159V2H158ZM166 1H167V0H166ZM231 1H232V2H231ZM150 2H153L155 5L157 4L159 7H158L157 5L154 6V4H153V3H150ZM233 2H234V4H233ZM255 2H256L257 4H256ZM201 3L206 4V5H203V4H201ZM243 3H244V4H243ZM143 4H144V5H143ZM147 4H148V5H147ZM149 4H150V5H149ZM171 4H172V6H173L174 8H170ZM192 4H194V3L192 2ZM215 4H214V6H216ZM241 4H242V5H241ZM258 4H260V5L258 6ZM1 5L5 6V5L2 4V3H1ZM146 5H147V7H146ZM176 5H177V6H176ZM226 5H227V6H226ZM229 5H230V6H229ZM235 5H236V6H235ZM250 5L253 6V7L251 8ZM262 5H263V6H262ZM148 6H149V7L151 6V7L149 8ZM160 6H162V7L164 6V7H165L164 10H166V11L169 10V9H172L173 11H171V12H174V9H176L175 12H178V13H177V14H176V13H173V14H174V16H173V15H171L172 13L170 12V10H169V12H170L171 14H169L168 12H165L164 10H162L163 8L160 7ZM166 6H167V9H166ZM172 6H171V7H172ZM191 6H192V5H191ZM205 6H206V7H205ZM214 6H213V7H214ZM233 6H234V7H233ZM244 6L247 8V12L245 11L246 9L244 8ZM248 6H249L250 9L248 8ZM255 6H257V7H255ZM229 7H230V8H229ZM232 7H233V8H232ZM242 7H243V8H242ZM254 7H255V8H254ZM260 7H261V8H260ZM145 8H146V9H145ZM185 8H186V9L188 8V9L186 10ZM234 8H235V9H234ZM258 8H260V9H258ZM148 9H147V10H148ZM158 9H161V10H158ZM179 9H181V11H178ZM215 9H216V8H215ZM244 9H245V10H244ZM248 9H249V11H248ZM138 10H141V9L138 8ZM183 10H184V11H183ZM185 10H186V11H185ZM211 10H213L214 12H216V11H218V12L214 13V12L211 11ZM243 10H244V11H243ZM143 11H142V12H143ZM160 11H161V12H160ZM202 11H203V12H206V13H207V16H206V13L204 14V13H202ZM208 11H209L211 17L208 16V15H209ZM210 11H211V12H210ZM242 11H243V13H244V12H246V13H244L245 15H243V17L241 16V17H242V18H241L240 15H241ZM251 11H252V12H251ZM142 12H141V13H142ZM148 12H149V13H148ZM180 12H183V13H184V12H187V13H186V14H185V13H184V14H181ZM198 12H199V13H198ZM200 12L202 13V15H201ZM232 12H233V13H232ZM250 12H251V13H250ZM144 13H145V14H144ZM144 13H142V17H143V16H144V17L146 16V12H144ZM159 13H160V14H159ZM167 13H168V14H167ZM211 13H212V14H211ZM225 13H226V14H225ZM255 13H258L257 15H261L263 19L261 18V16H260V18H259ZM152 14H153V15H152ZM154 14H155V15H154ZM161 14H162V19H163L162 23H160L161 20H162V19L160 18V17H161V16H160ZM197 14H198V15H197ZM213 14H214V15H213ZM216 14H217L218 16H216ZM254 14L256 15V17L254 16ZM151 15H152V16H151ZM204 15H205L207 18H208V17H210V18H209V19H207V18L205 19V16H204ZM212 15H213V16H212ZM234 15H235V16H234ZM252 15H253V17H254L255 19L252 18ZM157 16H158V17H157ZM201 16H202V17H201ZM220 16H221V17H220ZM246 16H247V17H246ZM248 16H249V17H248ZM156 17H157L158 19H156ZM167 17H168V18H167ZM170 17L172 18L171 20H170ZM173 17H174V21H173ZM231 17H232V18H231ZM153 18H152V19H153ZM164 18H165V19H164ZM191 18H192V19H191ZM202 18H204V19H202ZM219 18H220V19H219ZM230 18H231L232 21H233V18H234V21L228 23V20H229ZM246 18H247V19H246ZM251 18H252V20H251ZM258 18L260 19V22L262 21L261 24L259 23V21H258L259 19H258ZM159 19H160V21H158ZM166 19H167V21L164 23V21H165ZM190 19H191V20H190ZM210 19H211V20H210ZM235 19H236V20H235ZM244 19H245V21H244ZM249 19H250L251 21L247 22ZM169 20H170V21H169ZM203 20H204V21H203ZM207 20H209V21L207 22ZM218 20H219V21H218ZM172 21L174 22L175 25H174V26L171 25L170 28H169L168 25L173 24ZM210 21H211V22H210ZM242 21H243L244 23L241 24ZM256 21H257V22H256ZM167 22H168V23H167ZM171 22H172V23H171ZM246 22H247V23H250V22L252 23V24L250 23V24H251L250 26L248 25L247 27H246V26L244 27V29H245L246 31H247V29H248V31H247L248 34H247V35H249V37L245 35L246 33L244 34V30L242 29L243 27H241V25H242V26L245 25V24L247 25ZM169 23H170V24H169ZM227 23H228V24H227ZM257 23H258V24H257ZM158 24H159V26H158ZM160 24H161V25H160ZM165 24H166V25H165ZM218 24H219V25H218ZM163 25H164V26H163ZM228 25H229L230 27H229ZM231 25H232V26H231ZM259 25H258V28H259ZM162 26H163V27H162ZM166 26H167V28H166ZM192 26H193V27H192ZM227 26H228V28H226ZM262 26H261V27H262ZM160 27H161V28H164V29L161 30ZM173 27H175L176 29L173 28ZM183 27H184V28H183ZM221 27H222V28H221ZM237 27H238V30H239V31L237 30ZM240 27H241V31H240ZM253 27H252V28H253ZM261 27H260V29H259V31H258L259 33H260V31L262 32V28H263V27H262V28H261ZM193 28H194V30H193ZM223 28H224V29H223ZM233 28H234V29H233ZM246 28H247V29H246ZM167 29H168V30H167ZM169 29H170V30L174 29L175 32H176L177 34H176L174 31L171 32ZM180 29H181L182 31H180ZM184 29H185V30H184ZM207 29H208V30H207ZM254 29H255V28H254ZM163 30H164V32H163ZM165 30H167V33H168L167 36H168V37L165 35V34H167ZM178 30H179V31H178ZM197 30H198V31H197ZM204 30H205V31H204ZM211 30H212V31H211ZM236 30H237V32H236ZM251 30H252V29H251ZM255 30H258V29H255ZM159 31H161V34L159 33ZM168 31L171 32V33H169ZM177 31H178V32H177ZM207 31H208V32H207ZM224 31H225V32L227 31V32L225 33ZM246 31H245V32H246ZM263 31H264V28H263ZM179 32H182L181 34H182L183 36H184V34H185V37H186V35H188V34L191 33V36L193 35L192 37L197 38V36H198L199 40H198V38H197V39H196L197 41H196V40H195L196 42L194 41V44L196 43V44L194 45L193 43H191V42H193V41H191V40H193V38H192L191 36H190V37H191L192 39L189 38V37H186V38L183 37V38H182V35H181ZM183 32H184V34H183ZM188 32H189V33H188ZM197 32H199V33L201 32V33H200L201 35H198V34H199V33H198L197 36H196L195 34H196ZM219 32H220V33H219ZM241 32L243 33V37L240 36V37H241V39H240L239 35H242ZM163 33H165V34H163ZM204 33H205V34H204ZM173 34H174V35H173ZM178 34H180V35H178ZM225 34H226V35H225ZM235 34H237V35H235ZM161 35L165 36L166 38H164L163 36H162V38H161ZM170 35H171V37H170ZM177 35H178L180 38H179ZM208 35H209V36H208ZM227 35H228V36H227ZM232 35H234V36H232ZM244 35H245L246 37H248V38L251 37V38H250L251 41H249V39L246 41ZM260 35H261V36H264V32H263V34H259V37H260ZM157 36H158L159 38H158ZM174 36H175V37H174ZM188 36H189V35H188ZM199 36H200L201 38H200ZM206 36H207V37H206ZM221 36H222L225 40H224ZM231 36H232V37H231ZM235 36H236V37H235ZM169 37H170V38H169ZM210 37H211V38H210ZM220 37H221L223 40H222ZM233 37H235V38H237V39H235V38H233ZM238 37H239L240 41H241L242 38H243V41L245 42V45H248V46H246L247 48H246V47H245V49L243 48V47L245 46V45H244V42H243V44L240 43V45H239V42H240V41H239ZM136 38H137V37H136ZM170 39H172V40H170ZM183 39H185V41H183ZM201 39H203L202 41H204V42L200 41ZM216 39H217V40H216ZM219 39H220V40H219ZM233 39H235L236 41L233 40ZM141 40H145V36H144V38L141 39ZM141 40H138V41H137L138 43L135 41L136 43L133 42L134 44H133V43H132V44H133L136 48H137V47H140L142 50H147V49H145V47L147 48V45L144 46V44H143L147 39H146L145 41H143V42H142ZM169 40H170L171 42H174V43H171ZM179 40H180V42H179ZM188 40H190L191 42H189ZM140 41H141V42H140ZM181 41H182L183 44L187 42V44H185V47H186L187 45H189V44H188V42H189V43H190L189 48H188V46H187L186 48H185V47H182V46H184V45L181 43ZM198 41H200L202 44H201L200 42H199V43H200V44H199ZM208 41H209V42H208ZM222 41H223V43H222ZM238 41H239V42H238ZM262 41H263V42H262ZM177 42H178V44H177ZM214 42H215V43H214ZM220 42H221V43H220ZM224 42H225V43H224ZM237 42H238V45H237ZM140 43H142L143 45H139ZM157 43H158V42H157ZM179 43H181V44H179ZM197 43H198V44H197ZM246 43H249L250 45H249V44H246ZM137 44H138L139 46H138ZM166 44H167V43H166ZM176 44L181 48V50H179V47H178ZM192 44H193V45H192ZM216 44H217V45H216ZM222 44H223V45H222ZM233 44H234V45H233ZM257 44H258L259 46H258ZM133 45H132V46H133ZM155 45H156L157 47H156ZM173 45H174L175 47H173ZM180 45H182V46H180ZM199 45H200V46H199ZM201 45H202V48H201ZM203 45H204V46H203ZM211 45H212V46H211ZM214 45L217 46V47H215ZM232 45H233V46H232ZM243 45H244V46H243ZM251 45H252V46H251ZM132 46H131V50H132V48H133ZM142 46H144V47L142 48ZM192 46H195V47H197V48L192 47ZM198 46H199V48H198ZM221 46H222V47H221ZM229 46H230L231 48H230ZM236 46H237V47H236ZM238 46H239V47H238ZM240 46H241V47H240ZM250 46H251V47H250ZM256 46H257V47H256ZM135 47H134V48H135ZM154 47H156V49H155ZM158 47H159V48H158ZM166 47H167V46H166ZM177 47H178V48H177ZM218 47H219V48H218ZM249 47H250V48H249ZM262 47H263V48H262ZM134 48H133V49H134ZM136 48L134 49L135 51L132 50V55H135V57H136V54H137V52H136ZM173 48H175L176 50L173 49ZM187 48H188V49H187ZM191 48H193V49H191ZM200 48L203 49V50H206V51H204V52L202 51L203 53L200 54V52H199V51H200V50H199ZM204 48H205V49H204ZM206 48H207V49H206ZM212 48H213V49H212ZM217 48H218V49H217ZM260 48H262V50H260V54H261V55L258 53V51H259L258 49H260ZM165 49L169 50L168 47L165 48ZM189 49L191 50L190 52L188 51ZM195 49H196V50H195ZM215 49H216V50H215ZM227 49H228V50H227ZM229 49H230V50H229ZM167 50H164V51L166 52ZM174 50L177 52V55H178V53H179V55L181 54V55H180V58L178 57L179 55L177 56L178 58L176 57V54H175V51H174ZM207 50H208V51H207ZM213 50H214V51H213ZM235 50H236V51H235ZM244 50H245V51H244ZM0 51H1V50H0ZM133 51H134V52H133ZM187 51H188V52H187ZM212 51L218 53V56H217L218 58H216V57L214 58V56L217 55V54H215V55H213V53L211 54ZM217 51H218V52H217ZM233 51H234V52H233ZM238 51H239V52H238ZM255 51H256V53H257V56H255L256 54L253 53V52H255ZM261 51H262V52H261ZM180 52H181V53H180ZM186 52H187V53H186ZM193 52H194V53H193ZM198 52H199V54H198ZM208 52H210V53L208 54ZM185 53H186V54H185ZM192 53H193V54H192ZM219 53H220V54H219ZM222 53H223V54H222ZM239 53H240V54H239ZM250 53H251V54H250ZM163 54H162V55H163ZM189 54H190V55H189ZM203 54H204V55H203ZM221 54H222V55H221ZM254 54H255V55H254ZM258 54H259V55H258ZM263 54H264V53H263ZM130 55H131V54H130ZM137 55H138V54H137ZM149 55H151V56H149ZM195 55H196V56H195ZM211 55H213V57H211ZM223 55H224V56H223ZM227 55H228V56H227ZM251 55H252V56H251ZM143 56H144V57H143ZM188 56H189V57H188ZM220 56H221V57H220ZM222 56H223V57H222ZM242 56H243V57H242ZM248 56H249L250 59L248 58ZM250 56H251V57H250ZM258 56H259V57H258ZM263 56H264V55H263ZM131 57H132V56H130V57L128 56L127 58H128L129 60H132ZM133 57H134V56H133ZM140 57H141V58H140ZM153 57H154V58H153ZM197 57H199V59H198ZM200 57H203V58H202L203 60H202ZM227 57H228V58H227ZM252 57H253V58H252ZM254 57H256L255 60H256L257 62H256L255 60H253ZM3 58L5 59L6 62L3 61V60H4ZM143 58H144V61H143ZM187 58H188V59H187ZM219 58H221V59H219ZM235 58H236V59H235ZM239 58H240V59H239ZM247 58H248V59H247ZM257 58H258V59H257ZM259 58H260L261 60H260ZM152 59H153V60H152ZM159 59L162 61V63H163L164 65H166V66H165L166 68H165V67L163 66V64H161V63H160L161 66H158L159 62H161ZM228 59H229V60H228ZM237 59H238V60H237ZM263 59H264V58H263ZM136 60H137L139 63H141V65L138 63L140 68L138 67V65H137V63H136ZM145 60L147 61V63L145 62ZM154 60L156 61V64H157V60H159V62H158L157 65L155 64ZM206 60H207V61H206ZM216 60H217V62H216ZM222 60H224V61H222ZM225 60H227V61H225ZM239 60H240V62H239ZM248 60H249V61H248ZM251 60H252V61H251ZM259 60H260V61H259ZM140 61H141V62H140ZM194 61H195V62H194ZM196 61H197V62H196ZM204 61H205V62H204ZM214 61H215V62H214ZM220 61H221V62H220ZM245 61H246L247 63H248V62H249V63L246 65V62H245ZM254 61H255V62H254ZM4 62H5V63H4ZM23 62H24V64H25V67H26V68L22 67V68H23V69H22L20 66L23 65ZM142 62H144V63H142ZM253 62H254V63H253ZM261 62H262L263 64H262ZM15 63H16L17 65H16ZM21 63H22V64H21ZM135 63H136V66L133 67V65H134ZM145 63H146V64H145ZM203 63H204V64H203ZM219 63H220V64H219ZM236 63L239 64V65H237ZM39 64H40V63H39ZM71 64L73 65V62H72ZM150 64H153V65H154V68H155L154 71H155V73H152V71H151V70H153V66H151L150 69L148 68V65L150 66ZM160 64H159V65H160ZM170 64L172 65L173 68L171 67ZM177 64H178V65H177ZM250 64H251V65H250ZM260 64H259V65H260ZM4 65H5L6 67H5ZM8 65H10V66H9L10 68L8 67ZM14 65H15V67H13ZM26 65L28 66V68H29L30 70L27 69V66H26ZM30 65H32L33 68H30V67H29ZM36 65H37V66H36ZM56 65H57V64H56ZM56 65H55V66H56ZM119 65H118V66H119ZM121 65H123V66H121ZM209 65H211V66H209ZM224 65H225V66H224ZM234 65H235V66H234ZM248 65H249V66H248ZM254 65H255V66H254ZM23 66H24V65H23ZM38 66H40V67H38ZM125 66H126V65H125ZM129 66H130V67H129ZM131 66L133 67V69H132ZM141 66H142V68H141ZM143 66H147V67H145L146 70L143 69V68H144ZM197 66H198V67H197ZM202 66H203V67H202ZM250 66H251V67L253 66V67L251 68ZM4 67H5V69H4ZM7 67H8V68H7ZM11 67H13V68H11ZM17 67H18V68H17ZM19 67H20V68H19ZM121 67H122V69H120ZM156 67L159 68V69H160V67H161V69H160V70L158 69L159 71L156 72V70H157ZM163 67H164V68H163ZM204 67H205V70H204ZM206 67H208V69L211 68L210 70H212V71L209 72L210 70H207ZM254 67H255L257 70H256ZM55 68H56V71H57V66H56ZM111 68H112L113 70H112ZM130 68H131L132 70H135V72H136L138 69H140V72H141V70H143V72L146 71V72H149V73H152V74H148V73H147V75L144 76V74H146V73H144L143 75L140 74L141 76H137V74L139 73V70H138V73H137V72L135 73V72L132 71ZM135 68H137V69H135ZM147 68H148V69H147ZM162 68H163V69H162ZM168 68H169V71H170V72H169L168 70L166 71V69H168ZM196 68H197V69H196ZM201 68H202V69H201ZM214 68H215V69H214ZM247 68H248V69H247ZM1 69H2L3 71H5V72H3ZM16 69H17V70H16ZM18 69H20V70H18ZM37 69L39 70V72H38ZM119 69H120L122 72H121ZM124 69H125V71L127 70L128 72H127V71H126L127 73L123 72ZM198 69H199V70H198ZM237 69H238V70H237ZM241 69H242V70H241ZM250 69L252 70V73H250V72H251ZM33 70H34V71H33ZM69 70H70V69H67L68 72L65 71L64 74L69 73ZM110 70H111L112 72H111ZM130 70H131L132 73H133V72L135 73V74H134V79H133V77H132L133 74L131 73L130 75H131V78L133 79V82H134V83H136L135 81H137L136 85L133 84V83H132V84H129L130 82H132V81H131L132 79L130 78V75H129L130 81H129V79H127V78H128V74L130 73V72H129ZM149 70H150V71H149ZM164 70H165V72H164ZM174 70H175V72H174ZM183 70H184V71H183ZM216 70H217V71H216ZM247 70H248V71H247ZM255 70H256V71H255ZM7 71H8V72H7ZM16 71H17V72H16ZM20 71H23V72H24V73H23L24 76H23V74H22V78H19V76H20V74H21ZM70 71H71L70 73L72 74L73 71H72V70H70ZM119 71H120V72H119ZM154 71H153V72H154ZM203 71H205V72H203ZM207 71H208V72H207ZM238 71H239V72H238ZM249 71H250V72H249ZM253 71H254V73H253ZM18 72H19V74H18ZM33 72H34V73H33ZM36 72H37V73H36ZM57 72H59V70H58ZM57 72H56V74L59 75ZM60 72H62V71H60ZM60 72H59V73H60ZM93 72H95V71H93ZM96 72H97V69H96ZM96 72H95V74H96ZM109 72H110V73H109ZM143 72H142V73H143ZM172 72H173V74L170 75ZM178 72H179V73H178ZM196 72H197V73H196ZM199 72H200V73H199ZM255 72H256V73H255ZM257 72H258V73H257ZM260 72H261V73H260ZM2 73L4 74V76H3ZM10 73H13V74H10ZM29 73H30V74H29ZM32 73L34 74V76H35V75H36V76L34 77ZM62 73H63V72H62ZM70 73H69L68 75H70V76H72V77H74V75L76 74L75 72H73V74L75 73L74 75H73V74L71 75ZM112 73H113V75L117 78L116 81L119 80V79H118V75H120V76L122 75V76H121L122 78L119 76V77H120V80H121V79H123V78L126 76V75H125V76L123 77V75H124V74H127V76H126L127 78H124V81H125V79H127L128 81L126 80V83L129 84V86H130V85H131V86L134 85V87L137 86V87H135V88H137L136 90H134L135 88H132V87H131V89H130V87H129L128 85H126V84L124 83L123 80H121V81H123V84H125V85H121V84H119L118 82H120V81H118L117 83H118L119 86H124L125 88H126V86H127V88H128L129 90H132V89H133L132 91H133L134 93H133L132 95H131V94H130V95H131L132 97H136L137 99H136V98H132V97L130 98L129 96H127L128 93H127V95H126V92H125V93L122 92V93H123V96H124V94H125V96H124V97L122 96L123 99H122V101H120V100H121V98H120L121 95L118 94V93L121 91V87H119V86H115V85H117V84H114L116 81H114V78H115V77L111 76ZM122 73H123V74H122ZM158 73H160V74L164 73V74L161 76V75L158 74ZM167 73H170V74H167ZM180 73H181V74H180ZM186 73H187L188 76L186 75ZM207 73H208V74H207ZM210 73H213V75L215 74V76H211L212 74H210ZM216 73H217V74H216ZM222 73H223V72H222ZM230 73H231V74H230ZM235 73H238V74H236V75H238V76H236V75L234 76ZM17 74H18V75H17ZM26 74H27V75H26ZM28 74H29V76H28ZM107 74H109V76H108ZM154 74H156V78H155V75H154ZM157 74H158V75H157ZM201 74H202V75H201ZM218 74H220V75H218ZM5 75H6V76H5ZM60 75H61V73H60ZM60 75H59L58 77L61 78ZM91 75H94V74L92 73ZM138 75H139V74H138ZM166 75H167V76H166ZM173 75H174L175 77H176L177 75H179L178 77L181 76V78H177V77H176V78H177V79H176V78L174 77V79H173V77H172ZM189 75H190L191 77H189ZM199 75H200V76H199ZM252 75H253V76H252ZM256 75H257V76H256ZM25 76H28L29 78H26ZM75 76H77V75H75ZM105 76H106V77H105ZM107 76H108V78H107ZM135 76H137L138 79H137ZM157 76H160V77H157ZM163 76H164L165 78H164ZM218 76H219V77H218ZM251 76H252V77H251ZM24 77H25V78H24ZM111 77L113 78V80L111 79ZM150 77H149V79H152V78H153V77H152V78H150ZM162 77H163V78H162ZM170 77H172V80H171V79H170V80L167 79V78H170ZM187 77H188V78H187ZM198 77H199V78H198ZM206 77H207V78H206ZM255 77H256V78H255ZM3 78H4V79H3ZM116 78H115V79H116ZM135 78H136L137 80H135ZM158 78H159V79H158ZM182 78H183L184 80H183ZM185 78H186V79H185ZM235 78H236V79H235ZM248 78H249V79H248ZM261 78H262V79H261ZM22 79H23V80H22ZM33 79H34V81H33ZM40 79H41V80H40ZM110 79H111V80H110ZM149 79H146V81H148ZM166 79H167V80H166ZM199 79H200V80H199ZM204 79H205V80H204ZM207 79H208V81H207ZM217 79H218V80H217ZM2 80H3V81H2ZM17 80H19V81H17ZM39 80H40V82H38ZM79 80H81V79H79ZM201 80H202V81H201ZM260 80H261L262 82H261ZM1 81H2V82H1ZM43 81H45V80H43ZM89 81H91V82H89ZM93 81H94V82H97V83H94ZM181 81H182V83H181ZM18 82H19V83H18ZM113 82H114V83H113ZM128 82H129V83H128ZM138 82H139V84H140V83H142V84L139 85ZM157 82H158V83H157ZM159 82H160L161 85L159 84ZM174 82H175V81H174ZM206 82H207V83H206ZM212 82H213V81H212ZM218 82H217V84H220V83H218ZM232 82H233V83H232ZM259 82H260V83H259ZM1 83L4 84V85L2 86ZM75 83H76V82H75ZM107 83H109L110 85H108ZM112 83H113V84H112ZM145 83H146V82H144V84H145ZM156 83H157L158 85H156ZM183 83H184V84H183ZM209 83H210V84H209ZM245 83H246V84H245ZM248 83H249V84H248ZM76 84H77V83H76ZM80 84H84L83 87H84L85 90H83V87H82V85H80ZM87 84H89L90 86H88ZM93 84H94V85H93ZM98 84H99V87H98ZM100 84H101V85H100ZM111 84H112L114 87H113ZM137 84H138V85H137ZM171 84H172V85H171ZM186 84H187V86H186ZM257 84H258V85H257ZM40 85H41V86H40ZM79 85H80V86H79ZM85 85H86V86H85ZM96 85H97V86H96ZM107 85H108L111 89H109V87H108ZM141 85H142V86H141ZM261 85H262L263 87H262ZM28 86H29V87H28ZM87 86H88L89 90L86 88ZM103 86H105V88H104ZM140 86H141V87H140ZM156 86L159 87V88H158L159 95H158V91H156V90H157ZM165 86H166V87H165ZM201 86H202L203 88H202ZM95 87H96L97 89H92V88H95ZM100 87L103 89V91H102V89H101ZM106 87H107V90H108V91H109V90H113V89L116 90V91H114V92L111 91V92H113L114 95H112L110 91L107 92V90H105ZM112 87H113V89H112ZM115 87H117L119 90H117V88L115 89ZM142 87H143V88H142ZM173 87H174V86H173ZM190 87H191V88H190ZM234 87H236V88H234ZM241 87H242V88H241ZM243 87H244V88H243ZM7 88H8V87H7ZM69 88H70V87H69ZM161 88H162V89H161ZM166 88H172L171 90H173V93H174L179 99H178L175 95H173V93L169 90V92H171L170 95H173V96H174V97H173V96H170V95H169L170 98L172 99V101H171V99L168 98V92H167L168 90H167ZM187 88H188L189 90H188ZM206 88H207V89H206ZM253 88H254V89H253ZM3 89H5V88H3ZM3 89H2V90H3ZM90 89H92L93 92H92V90H90ZM100 89H101V92L104 94L103 97H101V96H102V93L99 91ZM141 89H142V91H141ZM159 89H161V90H159ZM164 89H166L165 92H163ZM183 89H184V90H183ZM204 89H205V90H204ZM219 89H221V88L218 87L217 92H220ZM241 89H242V90H241ZM248 89H249V90H248ZM261 89H262V90H261ZM78 90H77V91H78ZM96 90H97V91H96ZM104 90H105V92H107L108 94H105ZM186 90H187L188 92H187ZM203 90H204V91H203ZM240 90H241V91H240ZM260 90H261V92H260ZM81 91H84V94L81 93ZM90 91H91L92 94H93V98H95L96 100H97V98H100V97H101V99H99L101 102H103V101L105 100V99H103V98H106V96H109V94H111L112 97H111V95H110L108 98H110L109 100H111L113 103H112L111 101H109V100H108V102L105 100L102 106H97V108H98V107H101V108L97 109L96 107H93L94 104L97 103V104L100 105L101 102L99 103V100H97V101H98V102H97L96 100L92 99V101L94 100L95 103L93 104L94 101L91 103V101H89L90 99H88V98H89L88 96L91 94ZM98 91H99V93H98ZM117 91H119V92H117ZM135 91H136V92H135ZM154 91H155V92H154ZM184 91H185V92H184ZM189 91H190V92H189ZM44 92H45V94H43ZM86 92H89L90 94H89V93H86ZM94 92H95L96 94H95ZM116 92H117V94H116ZM156 92H157V93H156ZM166 92H167V93H166ZM186 92H187V93H186ZM203 92H205V93H203ZM242 92H243V93H242ZM253 92H254V93H253ZM31 93H32V94H31ZM80 93H81V94H80ZM85 93L87 94V97H86V94H85ZM97 93H98V94H97ZM100 93H101V96L99 97ZM122 93H121V94H122ZM135 93H136V96H134ZM154 93H155V94H154ZM179 93H181V95H180ZM190 93H192L191 95H193V93H194V95H193V96H190V100H189V94H190ZM207 93H208V94H207ZM210 93H211V92H210ZM255 93H257V94H255ZM33 94H34L35 96H34ZM46 94H47V95H46ZM88 94H89V95H88ZM94 94H95V96L97 95V97H95ZM163 94H165V97H166V98H165V97H162V96H164ZM166 94H167V95H166ZM204 94H205L206 97L204 96ZM234 94H236V95H234ZM26 95H25V96H26ZM44 95H46V96L44 97ZM74 95H76V96H74ZM82 95H83V96H82ZM138 95H139V94H138ZM179 95H180V96H179ZM186 95H187L188 97H187ZM238 95H240V96H238ZM25 96H23L22 98L25 99V98H28V97H29V96H28V97H25ZM78 96H77V97H78ZM116 96H117V97H116ZM119 96H120V97H119ZM126 96H127V97H126ZM158 96H159V97H158ZM233 96H234V97H233ZM236 96H237V97H236ZM251 96H252V97H251ZM256 96H257V97H256ZM259 96H261V97H259ZM15 97H16V96H13V98H15ZM81 97H82V98H81ZM83 97H84V98H83ZM125 97H126L127 100L125 99ZM160 97H161V98H160ZM175 97H176L179 101H178ZM180 97L183 98L182 101L180 100V99H181ZM185 97H187V98H185ZM203 97H204V98H203ZM231 97L234 98V100H233V102H232L233 104L230 103V102H231V99H232ZM235 97H236V98H235ZM238 97H239V98H238ZM241 97H242V98H241ZM243 97H246V98H245L246 100L243 101V100H242V99H244ZM247 97H249V98H247ZM254 97H255V98H254ZM47 98H48L49 100H48ZM50 98H51V99H50ZM63 98H62V99H63ZM85 98H86V100H85ZM111 98H113V99L115 98V99L113 100V99H111ZM119 98H120V99H119ZM128 98H130L131 101L134 99V100H133V103H132L133 105L131 104V101L128 100ZM167 98H168V99H167ZM202 98L205 100L206 103L203 101ZM209 98H210V97H209ZM258 98H260L261 100H258ZM45 99H47V100H45ZM83 99H84V101H81V100H83ZM117 99H118L119 101H118ZM160 99H161V100H160ZM162 99H163V100H162ZM165 99L167 100L166 102L164 101ZM185 99H186V100H185ZM235 99H237V100L235 101ZM252 99H253V100L255 99V100L252 101ZM29 100H30V101H29ZM35 100H37V101H35ZM176 100H177V102H176ZM247 100H248V101H247ZM262 100H263V101H262ZM28 101H29L31 104H29ZM31 101H32V102H31ZM46 101H48V102H46ZM50 101H51V102H50ZM72 101L75 102V103H73ZM80 101H81V103H80ZM85 101H86V102H85ZM87 101H89V102H87ZM124 101H125L126 104L128 103L127 106H126V110H124V109H125V105H126V104H124ZM152 101H153V102H152ZM159 101H160V102H159ZM168 101H169V102H168ZM180 101H181V103H183V104H181ZM186 101H187V102H186ZM202 101H203V102H202ZM238 101H239L240 103H239ZM242 101H243V102H242ZM1 102H2V101H0V103H1ZM49 102H50L51 104H49ZM109 102H111V103L113 104V108H112V104H110ZM114 102H115L116 104H118V105H117V106H116V105L114 106ZM117 102H118V103H117ZM129 102H130V103H129ZM157 102H159L160 104H158ZM164 102H165V103H164ZM173 102H174V103H173ZM198 102H199V103H198ZM241 102H242V103H241ZM247 102H248V103H247ZM257 102H258V103H257ZM260 102L263 103V104H261ZM24 103H25V104H24ZM27 103H28V104H27ZM54 103H55V102H54ZM78 103H79V104H78ZM82 103H83V104L85 103L86 106H87V103H88V107H86V109H85L84 107H82V106H83ZM106 103H107V106H106V107H107V110H108V111L105 109V104H106ZM179 103H180V104H179ZM197 103H198V104H197ZM202 103H204L206 106L204 107V104H202ZM208 103H209V102H208ZM208 103H207V104H208ZM224 103H225V104H224ZM226 103H227V104H226ZM26 104H27V105H26ZM52 104H53L54 106H56L57 109L54 107V110H53V109L50 107V105L53 106ZM64 104H65V105H64ZM71 104L75 105V107L72 106ZM80 104H81V107H80ZM85 104H84V106H85ZM89 104H92V106L89 105ZM108 104H110L111 107H110V106H109V107L112 108L111 110H110V108H108ZM121 104H122V106H121ZM165 104H166V105H165ZM175 104H174V105H175ZM223 104H224V105H223ZM228 104H229V105H228ZM243 104H244V105H243ZM248 104H249V105H248ZM254 104H255V105H254ZM24 105H25V106H24ZM32 105H33V104H32ZM61 105L64 106V108H62ZM66 105H67V107L70 106V107H69L70 109L67 108ZM76 105H77V108L80 107V110H82V111L87 110V113H89V114H88L89 116L86 114V111H85L84 113L81 111L83 114L80 113V112H77V110H78L79 108L77 109V108H76ZM78 105H79V106H78ZM123 105H124V107H123ZM179 105H180V106H179ZM187 105H188V106H187ZM202 105H203V106H202ZM226 105H227V106H226ZM231 105H232V106H231ZM239 105H240L241 107H240ZM253 105H254V106H253ZM21 106H22V107L24 106L23 109L21 108ZM42 106H43V107H42ZM94 106H96V105H94ZM120 106H121L122 108H120ZM167 106H168V105H167ZM172 106H173V105H172ZM182 106H183V107H182ZM184 106H185V107H184ZM186 106H187V107H186ZM225 106H226V107H225ZM261 106H262V107H261ZM7 107H8V106L5 105L4 103H3V104H0V113L2 112V115H0V117L2 116V117H1L2 120L0 119V131H2V132H0V145H3L5 142H8V140H9L10 138H11V139H10L9 141H10V143H12V141H13L12 139H14V137L16 138V135H17V136L20 135V134H17V133H21V137H20V136H18V137H20V138L23 139L24 136L27 135L26 132L29 131V129H28L29 127H28V126H29L31 123L34 122V121H33V117H34V115H32V111H30V112H31L30 114H31L32 117L27 115V114L29 113L28 110H31V109H27L28 107L26 108L27 110H26L25 114H23L24 116L26 115L27 117L25 116V118H27V119L29 120V121H28V120L26 119V120L28 121L27 124H29V123L31 122V123H30L29 125H27V126H26V122H27V121L24 120V121H25V122H24V121L22 120L24 116L22 115V113L20 112L19 109H18L17 112H15V111L12 112L11 110H13V109H11V108H9V107H8L9 109H7ZM18 107H17V108H18ZM49 107H50V109H49ZM58 107H59V109H58ZM65 107H66V108H65ZM71 107H72V108L74 107L73 110L76 108V112L79 113L80 115L82 114L84 117H85V116H87V117L84 118V117L81 115L82 117L80 116V117H81V118H80L79 115L77 116V113H76V116L79 117V118L81 119V121H77V120H76L77 118L74 117V116H75V112H74L75 110H74L73 112H71V111H72V110H71ZM89 107H92V110H91V108H89ZM103 107H104V110L102 109ZM114 107H115V108H114ZM117 107H118V108H117ZM130 107H131L132 110L130 109ZM206 107H207V108H206ZM232 107H233V108H232ZM238 107L241 108V109L243 108V110L240 109L242 112L239 111V110H238L239 113L237 112L236 109H238ZM251 107H252V108H251ZM256 107H257V109H256ZM15 108H16V106H15ZM81 108H84L85 110H84V109H81ZM93 108H94V109H93ZM127 108H128V110H129V109H130V110L127 111ZM248 108H250V109H248ZM254 108H255V111H254ZM5 109H7V110H5ZM44 109H46V110H44ZM48 109H49V111H48ZM55 109H56V113H55V114H59V113H60V114H62L61 117H60L59 115H55V116H53V113H54ZM60 109H61V110H60ZM68 109H69V110H68ZM88 109H90V111H93V110L96 109V110H95L96 112H94L95 115L98 114L97 111L99 112V110H101V111H100V115H101V116H106V117H107V118L104 119V120H105V121H103L104 123L100 121L101 123L99 124V120H100L99 115H97L98 118H96V116H95L96 119H95V118H94V119H91L94 115H93L92 112H88ZM122 109H123L124 111H123ZM188 109H187V110H188ZM196 109H197V108H196ZM259 109H260V110H259ZM8 110H10V111L13 113V115H11L12 113H10ZM23 110H24V111H23ZM57 110H60V112L58 113ZM64 110H66V111L68 110V113H67L68 116H67L66 114H63V113H66ZM80 110H78V111H80ZM112 110H114V111L116 110V112H114V111H112ZM117 110H118V112H117ZM119 110H120V111H119ZM223 110H224V111H223ZM258 110H259V111H258ZM262 110H263V111H262ZM43 111H44V112H43ZM102 111H104V112L106 111V112L103 113ZM109 111H110V112L112 111V113H114V114H109ZM125 111L128 112V113H125ZM235 111H236L237 114H238V117H237V115H236L237 118L233 115V113L236 114ZM18 112H19V114H18ZM27 112H28V113H27ZM62 112H63V113H62ZM69 112H71V114H69ZM101 112H102V113H101ZM181 112H182V111H181ZM226 112H227V113H226ZM255 112L258 113V114H256V117H254V116H255V115H254ZM73 113H74V114H73ZM90 113H92L93 116H92ZM96 113H97V114H96ZM124 113H125V115H124ZM172 113H171V115H173ZM179 113H180V112H179ZM204 113H203V114H204ZM6 114H7V115H9V114L11 115V116H9V117H11L10 120L8 119V117H7ZM38 114H40V115H38ZM72 114H73V115H72ZM104 114H105V115H104ZM107 114H108V115H107ZM126 114H129V115H127V117H125ZM176 114H178V112H177ZM176 114L173 115V117H174V116L176 117V116H177ZM5 115H6V117L4 118ZM14 115L17 116V117H16L17 119H21L22 121L19 120V122L17 123L18 120H17L16 118H14V120H16V121H14L13 118H12V116L14 117ZM47 115H48V117L50 116V117H49L50 123H46V120H48V119H47V118H48ZM51 115H52V116H51ZM122 115H124L125 118H124ZM217 115H218V116H217ZM232 115H233V116H232ZM245 115H243L242 117H245ZM249 115H251V116H249ZM252 115H254V116H252ZM21 116H23V117H21ZM66 116H67L69 119L72 118V116H73V119H70V120L74 121V118H75V120H76L77 122H79V123H78V124H75V122H76V121H75V122H73L72 126L75 125V126L77 127V125H78V127H77V128L73 127V128H74V129H73L72 126H71V123H72V122L70 123V121H67V120H69V119H68ZM121 116H122V117H121ZM128 116H129V117H128ZM231 116H232V117H231ZM18 117H19V118H18ZM29 117H30V118H29ZM52 117H55V118H52ZM59 117H60V118H59ZM233 117H234V119H233ZM262 117H264V114H262L261 118H262ZM58 118H59V119H58ZM121 118H122V119H121ZM44 119H45V120H44ZM54 119H56V120L54 121ZM125 119H126V120H125ZM127 119H128V120H127ZM232 119H233V120H232ZM253 119H254V120H253ZM5 120H7V121H5ZM30 120H32L33 122L30 121ZM63 120H64V121H63ZM101 120H102V119H101ZM242 120H243V118H242ZM10 121H11V122H10ZM12 121H13V122H12ZM20 121L23 123V124L21 123L23 126H19V125H20V124H19ZM44 121H45V122H44ZM53 121L56 122V123H53ZM61 121H62V122H61ZM66 121H67V122H66ZM90 121H91V122H90ZM93 121H95V122H93ZM113 121H112V122H113ZM14 122H16L15 124H17L18 127L13 125ZM63 122H64V123H68V122H69L70 124H65V126H66V128H65V126H63V124H64ZM77 122H76V123H77ZM127 122H129V123H131V124H129V123H127ZM229 122H228V124H229ZM252 122H253V123H252ZM262 122H263V123H262ZM24 123H25V125H24ZM41 123H42V124H41ZM43 123H45V124H43ZM58 123H59V124H58ZM61 123H62V124H61ZM102 123H103V124H102ZM114 123H115V122H114ZM123 123H124V124H123ZM200 123H201V124H200ZM239 123L242 124V125H239V127H237ZM249 123H250V124H249ZM51 124H52L54 127H52ZM55 124H56V125L58 124V125L56 126ZM93 124H92V126H93ZM125 124H127V125H125ZM199 124H200V125H199ZM236 124H237V126H235ZM243 124H244V125H243ZM260 124H262V125H260ZM101 125H102V127H101ZM112 125L115 126V127L117 128L115 132H114L115 128H114ZM193 125H194L195 128L199 131V136H200V135L202 136V135L205 133V129H204L203 126H202V125H203V122H201V121L199 122V121H198L197 124H193ZM25 126L28 127V128L26 129V130H27L26 132H24ZM36 126H37V125H36ZM55 126H56V127H55ZM82 126H83V125H82ZM110 126H111V127H110ZM119 126H118V127H119ZM129 126H131V127H129ZM199 126H201L203 129H201V127H199ZM261 126H262V127H261ZM20 127H21V128L24 127V128H22L23 130H22ZM61 127H62V128H61ZM112 127H113V129H112L113 131H112V132H114V134L110 133L111 130H109V128H112ZM127 127H128V128H127ZM242 127H243V128H242ZM36 128H38V126H37ZM42 128H43V127H42ZM42 128L40 129V130H42V131H39L38 129H36V132H37V130H38L39 133H40V132H43V129H44V128H43V129H42ZM45 128H46V127H45ZM120 128H119V129H120ZM134 128L136 129V130H135L136 132L138 131V136H137V134H135V136H137V138H138L139 135H140L139 133H140V131H141V130H138V129H140L141 127H137V128L134 127ZM189 128H190V126H189L186 130H189ZM198 128H199V129H198ZM230 128H231V129H230ZM238 128H239V129H238ZM251 128H252V129H251ZM15 129H16V132H14ZM51 129L49 128L48 131H47V135H48V136H49V133H51ZM99 129H100V130H99ZM104 129H105V131H104ZM200 129H201L202 131H204V132H202V131L200 132ZM107 130H108V131H107ZM131 130H130V131H131ZM133 130H134V129H133ZM233 130H234V129H233ZM246 130L249 131V133H250V132H251V133L253 132V134H249V133H247ZM252 130H255V131H252ZM262 130H263V131H262ZM22 131L24 132L25 135L22 133ZM121 131H122V130H121ZM184 131H185V130H184ZM242 131H243V132H242ZM38 132H37V133H38ZM88 132L91 133V134H88ZM108 132H109V133H108ZM127 132H126V134H127ZM182 132H183V131H182ZM182 132H179V133L181 134ZM206 132H207V131H206ZM255 132H257V133L255 134ZM2 133H3V135H2ZM27 133H28V132H27ZM44 133H45V132H44ZM74 133H75V134H74ZM179 133H177V135H178ZM235 133H236V135H235ZM239 133H240V134H239ZM13 134H14V136H13ZM22 134H23L24 136H23ZM42 134H43V133H41L40 136H41ZM59 134H60V135H59ZM98 134H99V135H98ZM102 134H104V135H102ZM109 134L111 135V137L109 136ZM180 134H179V135H180ZM241 134L244 135V139H243V136H242ZM248 134H249V135H248ZM38 135H39V134H38ZM43 135H44V134H43ZM47 135L45 136L47 139L44 137V140H48L49 137H48ZM88 135H89L90 138L88 137ZM91 135L94 136V139L96 138L95 136H97V137H99V138H96V139L94 140V139H92L93 136H91ZM101 135H102V136H101ZM112 135H113V136H112ZM177 135H176V136H177ZM179 135H178V136H179ZM239 135H240V136H239ZM245 135L247 136L246 138H245ZM250 135H251V136H250ZM50 136H53V135L50 134ZM61 136H62V135H61ZM61 136H60V137H61ZM103 136H104V137H107V138L110 137L111 141L108 142L109 145H108V143H106V142L108 141V139L105 138V140H104V139H103V138H104ZM204 136H205V137H204ZM211 136H214V135H212V133H211V135L209 136V133L207 132V135L204 134L202 137H204L205 139L208 138V137H209V139H210V138L212 139ZM232 136H233V138H232ZM236 136H237V137H236ZM253 136H254V138H253ZM261 136H262V138H260ZM18 137H17V138H18ZM62 137H63V136H62ZM100 137H101V138H100ZM102 137H103V138H102ZM226 137H227L228 139H227ZM230 137H231V138H230ZM238 137H239V138H238ZM17 138H16V139H17ZM20 138H19V139H20ZM33 138H34V137H33ZM37 138H38V137H37ZM88 138H89V139H88ZM221 138H222V139H221ZM223 138H224V139H227V140L224 141ZM258 138H259V139H262L261 142H259V143L255 142V143H254V142L252 141V140L255 141L256 139L259 140ZM57 139H56V141H55V145H56L57 142H59V141L61 140V139H60V140L57 141ZM87 139H88V140H87ZM99 139H100L102 142L99 143ZM110 139H109V140H110ZM112 139H113V140H112ZM209 139H206V140H209ZM229 139H230V140H229ZM17 140H18V139H17ZM234 140H235V143L233 142ZM1 141H2V142H1ZM26 141H27V140H26ZM32 141H33V140H32ZM34 141H35V140H34ZM82 141H83V142H82ZM103 141L105 142V144H103V143H104ZM112 141H114V142H112ZM223 141H224V144H222ZM226 141H228V142L225 143ZM246 141H247V142H246ZM250 141L253 142V143H250ZM65 142H67V141H65ZM79 142H80V143H79ZM83 143H84V144H83ZM245 143H244V145H246ZM260 143H263V144L261 145ZM34 144H36V143H34ZM81 144H82L83 146H82ZM173 144H174V146H175V145H178V144H176L175 142H174ZM232 144H233V145H232ZM248 144H249V145H248ZM257 144H258V145H257ZM57 145H60V142H59V144H57ZM169 145H172V144H169ZM221 145H222V146H221ZM255 145H256V146H255ZM37 146H39V145H36L35 148H36ZM218 146H217V147H218ZM231 146H233L234 149H233V147H231ZM179 147H180V146H175L174 148H175V150H176V149H178ZM226 147H227V148H226ZM87 148H86V149H87ZM89 148H90V147H89ZM237 148H238V149H237ZM256 148H257V149H256ZM36 149L38 150V148H36ZM255 149H256V150H255ZM222 150H223V148L221 149V151H222ZM254 150H255V151H254ZM25 151H26V152H25ZM25 151H23V152H25L26 154L23 153L21 150H19V152H18V150H17L15 153H13V156L10 157L11 159L9 158L10 160H9V159L7 160L8 162L5 161V160H6V158H5V159L3 160L4 163L7 162V164L5 163V164L7 165V167H8V165H9V163L11 164V162H12L13 164H15V166H14L15 168H13L12 171L17 170V169L19 168V169H18L19 174L22 173V172H24V171L22 170L21 167L23 166V163H24L25 161H27L28 164H31L32 168H34V165L36 164V161H34L35 159H33L34 157L32 158V156H29V155H28V154L30 153V151H29L28 149H25ZM38 151H40V149H39ZM250 151H251V152H250ZM252 151H253V152H252ZM257 151H258V153H257ZM259 151H260V152H259ZM20 152H22L23 154L20 153ZM27 152H28V153H27ZM31 152H32V151H31ZM249 152H250V153H249ZM253 153H254V154H253ZM252 154H253V155H252ZM258 154L261 156V158H260V156H259ZM162 155H164V154H161V156H162ZM172 155H177V154H176V152H174V154H172ZM172 155L169 154V155L167 156L168 158H166V159H167V160L170 159V158L172 159ZM254 155H255V156H254ZM169 156H170V158H169ZM237 156H238L239 158H238ZM250 157H249V158H250ZM255 157H256V158H255ZM30 158H31V159H30ZM174 158H176V157H174ZM258 158H259V160H257ZM32 159H33V160H32ZM149 159H150V158H149ZM23 160H24V162H23ZM29 160H30V161H29ZM245 160H247V159H245ZM256 160H257V161H256ZM10 161H11V162H10ZM153 161H154V160H152L151 162H153ZM260 161H261V162H260ZM262 161H263V162H262ZM22 162H23V163H22ZM69 162H71V160H70ZM246 162H247V161H246ZM258 162H259V163H258ZM2 163H3V162H2ZM19 163H20V164H19ZM32 163H33V164L35 163V164L32 165ZM74 163H75V164H74ZM250 163H251V162H250ZM253 163H254V164H253ZM255 163H256V164H255ZM257 163H258L259 165H258ZM70 164H72V169H71V167H69L71 170L68 169V173H67V175H68V174H70V175L72 174L73 176H72V175H71V176L69 175V178H68V179H69V180H72V181H74V180L76 181V180L78 179L77 176H79V175H77V172H78L79 169H76V170H74V169H75L76 167H78V163H77V161L72 160V162H71ZM73 164H74V165H73ZM262 164H263V165H262ZM21 165H22V166H21ZM76 165H77V166H76ZM104 165H105V164L103 163V164L100 165V167L98 166V167H99V170H98V167H97V169H96V168H95V169H94V168H92V169L90 168V169L88 170V172H94V175H93L94 178H95V177H96V178H97V177L100 178V177L102 176V177H104V178H103L104 180H106L107 177H108V179H111L110 177H111L112 175H116V174L112 172V169H111L110 167H109V168L107 167V168H108V170L110 169L111 172H108V170H107V172H106L105 170H106L107 168H106ZM252 165H251V166H252ZM254 165H255L256 167H255ZM74 166H76V167H74ZM106 166H107V164H106ZM261 166H262V167H261ZM10 167H12V166H10ZM101 167H102V168H101ZM30 168H31V167H30ZM103 168H105V170H103V172H102V169H103ZM100 169H101V170H100ZM110 170H109V171H110ZM39 171H40V170H39ZM69 171H70V172H69ZM131 171H133V170H131ZM241 171H242V172H241ZM72 172H73V173H72ZM101 172H102V173H101ZM257 172H256V173H257ZM110 173H111V175H110ZM112 173H113V174H112ZM124 173H125V172H124ZM124 173H122L121 175L123 176ZM132 173H133V172L130 173V171H129V174H130L131 176H129L128 173H127V174H128L129 177H133L134 174L137 173V171H136L135 173H133V176H132ZM258 173H257V174H258ZM38 174H39V172H38ZM78 174H79V173H78ZM95 174H96V175H95ZM97 174H98V175H97ZM99 174H100L101 176H99ZM259 174H260V173H259ZM39 175L42 176V177H41V180H42L43 175H42L41 173H40ZM76 175H77V176H76ZM121 175H120V176H121ZM125 175H126V174H125ZM125 175H124V176H125ZM241 175H242V176H241ZM40 176H39V177H40ZM75 176H76V177H75ZM240 176H241V177H240ZM248 176H249V177H248ZM126 177H127V176H126ZM129 177H127V178H129ZM73 178H74V179H73ZM39 179H40V178H39ZM68 179H67V181H69ZM100 179H101V178H100ZM108 179H107V180H108ZM254 179H256V180H254ZM72 181H71V182H72ZM75 181H74V182H75ZM32 182H34V180L31 181V183H29L27 186H26V185L23 186V188H24L23 191H24V192L27 190V188L30 187V185H32ZM63 182H66V180H64ZM36 183H37L38 185H40V183L35 182V186H33V190H35V189L37 190V188H38V187H37L38 185H37ZM85 187H86V185H85ZM85 187H84L83 185H81L82 191H83V189H85L82 193H81V191H80L81 189H80L79 187H77L76 191H74V192L72 193L73 200H72V199H67V200L64 199V202H62L63 200H62V201L60 200L61 203L57 201V204H56V206H55V209H56V210L53 209L54 207L52 208L53 211H52V209H51V212H53V213H52V214H53V215H52V220H55L57 217L59 218V219L57 218V220H55V222H57V225H58V227L55 226V229H56L55 231H53V229L48 230L47 223H46V224L44 223V224L46 225V227H45L44 224H41V225H38L39 227H37L36 229H31V228H30L29 234H27V235L25 236V238H23V239L21 238V239H20V238L17 237L18 239H17V240L15 239L16 241L14 240L15 243L13 242V244L11 243L13 240H11V239L8 240V244H6L5 247L8 246V247H6V248H7L8 250H10V251H8L7 253L4 252L6 255L4 254V255H1V256H0V264H23V263H25V264H75V263L78 264L77 262L80 263V260H76V259H74V261H73V260H69V262H68V259H69V254H68V253H70V251H69L68 249L71 248L70 250H71L72 252L74 251L73 253H75V254H73V253L71 252V253L73 254V255H71V256L73 257V256H75V255L77 254L76 251H78V252H79V250L82 251L85 247H86V248H85L86 250H87V248H88V250H87L88 252H91V253L89 254V257H91V258H90V262H91L92 264H93L94 262H95L94 264H128V261H126V260L124 259L125 257L122 256V254H120V253H121L120 251H118V250H119L118 248H120V245H118V246L116 247V242H115V243H114L113 245H111L110 248H109V246H108V247H107V246H103V245L101 244L102 242H101L100 240H98V239H100L99 237H97L98 233H99V234H100V233L107 234V232H108V231H105V230L103 229V227H102V229L99 227V228H98L99 230L97 229L98 231L95 229V228L98 227V225L96 224V223H97V220L101 217V212H100L101 210H100V209H101V207L103 206V202H101V199H100L101 197L99 196L98 193H96V194H97V195H96L95 193H92L91 191H89V189H87L88 187H87V188H85ZM253 187H254L255 189H254ZM262 187H263V189H262ZM115 188H118V187H115ZM258 188H259V190L262 192V194H261V192H259V191L257 190ZM36 190H35V192H36ZM86 190L88 191V194L85 193V192H87ZM254 190L258 191L259 193H257V192L254 191ZM118 191H119V190H118ZM118 191L115 192V194H117V195H116V196L114 195V197H115L117 200H119V199H121V198H122V199L125 198L126 201H129L130 196H131V198H132V195L130 194L129 191H127V192H126V191H124V192L121 191V193L119 194L120 196H118V193L120 192V191H119V192H118ZM90 192L92 193V196H91V197L88 196L89 194L91 195ZM125 192H126V193H125ZM250 192H251V193H250ZM123 193H124V194H123ZM256 193H257V194H256ZM34 194H35V193H33V195H34ZM85 194H86V195H85ZM93 194L96 195V198H95V195H93ZM127 194H128V195H127ZM125 195H126V196H125ZM85 196H86V197H87V196L89 197V198L87 197L88 200L86 199ZM97 196H98V198H97ZM121 196H122V197H121ZM261 196H260L258 199H259V200L261 199V201H259V202H262V203H260V204L258 203L259 205L257 204V208H256V209H257V213L259 212L258 214H260L259 216H261L260 219H259V221H260L259 227H260L261 229H260L259 233L257 234L258 236L256 237V239H257V243H258V244L260 243V245H258V246H260V249H261L262 253H264V251H263V250H264V199L261 198ZM99 197H100V198H99ZM119 197H120V198H119ZM128 197H129V198H128ZM115 198H113V199H114V202L117 201V200H115ZM92 199H93V200H92ZM122 199H121V200H122ZM90 200H91V201H90ZM95 200H96V201L99 200V202H100L99 204L101 205L100 207H99L98 202H96ZM125 200L123 199V202H124ZM24 201H26V200H24ZM24 201H23V202H24ZM84 201H85L86 203H85ZM89 201H90V202H89ZM92 201H93V202H92ZM119 201H120V200H119ZM119 201L115 202V204H118ZM126 201H125V203H126ZM130 201H131V199H130ZM10 202H12V200L9 201V203H10ZM121 202H122V201H121ZM123 202L121 203L122 205H121V204L113 205V207H114V206H116V208H117V207H121V208H119V209H121V212L119 211V209H117V210H118L117 212H118V213L120 212V215H119V216H121L122 212L124 211V212H123V213H124V217H127V218H126L127 221L125 220V218H122L123 215L121 216V218H122L123 220H125L126 223L128 222V224H127L126 226L130 225V222H131V225L128 226V228H130V229H128V232H129V233L131 232V233L129 234V235H130V240H133L135 237L140 236L139 232H142V231H143V232L141 233V235H143V233H144L143 238H141L142 236H140L139 238L144 239L145 242H144V240H142L144 243H147V242H148V239H149V238H153L152 236H154L155 234H157L156 236H161V235H163L164 233L168 234V232H169L168 229H169V228L166 227V223H165L166 220L168 221V219H165L166 217H163V216H165V214H166V212H167V211H166L167 209H166L165 207H164V209H163V208H162V209L160 208L162 213L165 211V212L163 213V216H160V215H162L161 212H160V213H161L160 215H157L158 212L160 211V209H158V208H157L158 211H157L156 209L154 210V211L157 212V214H156L155 212H153V210H151V211L153 212V214H154V213L156 214V217H155L154 215L151 216V215H152V212H151V215L148 214V213H150V209L147 210V211H145V210H144V211H141V212H143L144 214H141V212H139V215H138V216L140 217V218H139L140 220H143V219L146 217V219H144L145 223H146V221H148L147 219L150 217V218H149L150 220L148 221V223L151 221L150 223H151L152 227H151L150 223H149V225H150V227H149V225H147L148 223L145 224L144 222H143V223H144V227L141 228V227L139 226L141 229L145 228V229H144L145 231H144V230H141L138 226H135V225H138L137 223L131 221L132 219H130V218H131V216L133 217V215H128V214H129V213H128L129 211H127V210H129V208L131 209V208H132V205L124 206V205H126V204L123 203ZM91 203H93V204H91ZM96 203H97V204H96ZM101 203H102V204H101ZM94 204H95V205H98V206H95ZM81 205H82V206H81ZM86 206H87V207H86ZM122 206H124L125 208L122 209ZM129 206H130V207H129ZM259 206H260V207H259ZM98 207H99V208H98ZM128 207H129V208H128ZM146 207H147V206H146ZM69 208H70V209H69ZM76 208L78 209L76 212L72 211L73 209H76ZM116 208H115V209H116ZM126 208H127V210H125ZM143 208L145 209V207H143ZM143 208H141V209H143ZM97 209H98V210H97ZM115 209H114V210H115ZM146 209H147V208H146ZM99 210H100V211H99ZM126 211H127V212H126ZM55 213H57V214H55ZM96 213H97V215H96ZM125 213H127V215H126ZM54 214H55L56 216H55ZM90 214H92V215L90 216ZM98 214H100V216H99ZM130 214H131V213H130ZM145 214H146V215L148 214V215H150V216H146ZM71 215H72L73 217H72ZM95 215H96V216H95ZM142 215H144V216H142ZM166 215H167V214H166ZM53 216H55L56 218H54ZM59 216L62 217V218H60ZM92 216L94 217V219L96 218V219H95V220H96V223H94V220H92V219H93ZM157 216H158V218H157ZM87 217H88V218H87ZM142 217H144V218L142 219ZM147 217H148V218H147ZM151 217H152V218H151ZM154 217H155V220L153 219ZM70 218H71V219H70ZM82 218H83V219H82ZM91 218H92V219H91ZM97 218H98V219H97ZM161 218H162V219H161ZM60 219H61V220H60ZM129 219H130V220H129ZM70 220H78L77 223H74V226H75L74 231H73V232H68V234H67V231H68V230H66V231L64 230L65 232L63 231V232L61 233V232H60L61 229H62V227H60V225H61V221H63L62 223H66V222H68V221H70ZM82 220H85L86 222L90 220L89 222H92V221H93V222H92L91 224L88 222V225H86L87 227H85V223H86V222H85V221H82ZM91 220H92V221H91ZM162 220H163V221H162ZM59 221H60V222H59ZM79 221H80V222H79ZM153 221H155V222H153ZM158 221H159V222H158ZM161 221H162V222H161ZM164 221H165V222H164ZM58 222H59V223H58ZM83 222H84V225H83ZM125 222H124V223H125ZM157 222H158V223H157ZM160 222H161V224L158 225ZM51 223H52V222H51ZM51 223H49V224H51ZM134 223H135V224H134ZM143 223H142V224H143ZM80 224H81V225H80ZM89 224H90V225H89ZM95 224H96V225H95ZM132 224H133V225H132ZM142 224H141V225H142ZM94 225H95V226H94ZM145 225H147V227H145ZM155 225H158V227L161 226V230H164V227H166V228H165V231H166V229H167L168 231H167V232H164V231H163V232H162L163 234H162L160 228H159V229H156L157 231H154V230L152 231V230H150V229H155V228H156ZM163 225H164V226H163ZM92 226H93V227H92ZM134 226H135V227H134ZM154 226H155V227H154ZM83 227H85V229L87 228V229L89 230V231H88V230H87V231L93 234V235H91L93 238H91V237H90L91 239H90V238H86V239H84L85 242H82L83 240L80 238V237H81V234L79 233L81 230H80V231L78 230V229H82ZM136 227H137L138 229H140L141 231H140V230L138 231V229H137ZM90 228H91V229H90ZM148 228H149V229H148ZM75 230H76V232H75ZM90 230H91V231H90ZM100 230H101V231H100ZM102 230H104V231H102ZM149 230H150V231H149ZM159 230H160V231H159ZM99 231H100V232H99ZM137 231H138V232H137ZM147 231H148V232H147ZM151 231H152V233L154 232V233L152 234V236H151ZM158 231H159V234H160V235H158ZM31 232H32V233H31ZM132 232L135 234V237H134V234H133ZM135 232L137 233V235H136ZM145 232H147L148 234H146ZM75 233H77V235H75ZM149 233H150V235H149ZM164 235H165V234H164ZM164 235H163V236H164ZM75 236H76V237H75ZM79 236H80V237H79ZM95 236H96V237H95ZM132 236H133V237H132ZM156 236H154V239H151V241H152V240H155V239H156V238H155ZM163 236H161V237H163ZM26 237H27V238H26ZM32 237H34V238H32ZM73 237L78 238L79 240H78V239H77V240H76V239H75V240H72V239H74ZM128 237H129V236H128ZM146 237H147V238H146ZM148 237H149V238H148ZM107 238H108V236H107ZM109 239H110V238H109ZM111 239H112V238H111ZM111 239H110V240H111ZM99 241H100V242H99ZM108 241H109V240H108ZM140 241H141V240H138L139 243H140ZM149 241H150V239H149ZM155 241H156V240H155ZM17 242H19V243H17ZM21 242H22V243H21ZM96 242H97V243H96ZM138 242H137V244H139ZM143 242L140 243V244H142V246L139 244V245L142 247L141 250H142L143 254L149 252V254H146V255L149 256V255H151L150 252H153V253H154V254H153L154 258H153V259L155 260V252H154V249H153V248L155 247V246H154L155 242H154V241L151 242V248H150V243H149V242H148L149 244L146 245V247H145V245L143 246ZM60 243H61V244H62V243H63V244L65 243L64 245H66V243H67L68 245L64 246V245L62 244V246H61ZM95 243H96V244H95ZM16 244H17L18 246H17ZM47 244H48V245H47ZM99 244H101V245H99ZM152 244H153V245H152ZM54 245H55V246H54ZM58 245H60V247H59ZM139 245H138V246H139ZM262 245H263V246H262ZM27 246H28V247H27ZM57 246H58V248H56ZM69 246H70V248H69ZM15 247H17V248H15ZM65 247H67L68 249H66ZM83 247H84V248H83ZM143 247H145V248L143 249ZM152 247H153V248H152ZM97 248H99V249H100V248H101V249L105 248V249H107L109 252H105V251L102 252L101 250H99V249H97ZM147 248H148V249H147ZM149 248H150L151 250H150ZM115 249H116L118 252H117V253H112V252H114ZM11 250H12L13 252H12ZM25 250H26V251H25ZM57 250H59V251H57ZM67 251H69V252H67ZM119 252H120V253H119ZM8 253H9V254H8ZM56 253H57V255H56ZM61 253H62L63 255H62L61 257L58 256V254H61ZM66 253H67L68 255H67ZM107 253H108V254H107ZM29 254H30V255H29ZM106 254H107V255H106ZM116 254L118 255V258H117V256L114 257V255H116ZM119 254H120V255H119ZM90 255H91V256H90ZM105 255H106V256H105ZM144 255H145V254H144ZM163 255H164V254H163ZM263 255H264V254H263ZM153 256H151V258L149 257V259H152ZM19 257H20V258H19ZM72 257H71V259H73ZM76 257H77V256H75V258H76ZM120 257H121V259H120ZM156 257L159 258V257H162V256L159 255V256H156ZM66 258H68V259H66ZM153 259H152V260H153ZM24 260H27L28 262H27V261H24ZM61 260H62V261H61ZM120 260H121V261H120ZM152 260H151V261H152ZM154 260H153V261H154ZM29 261H30V263H29ZM33 261H34V262H33ZM38 261H39V262H38ZM64 261H65L66 263H65ZM72 261L75 262V263H73ZM88 261H89V258H88ZM153 261H152V262H153ZM90 262H89V263H90ZM167 263H168V262H167ZM262 264H264V258H263Z\"/></svg>","mask_w":264,"mask_h":264}]
</instances>
